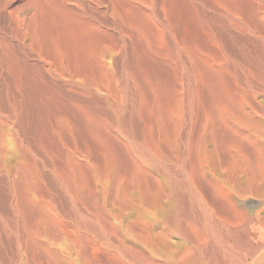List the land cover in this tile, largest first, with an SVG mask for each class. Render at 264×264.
Instances as JSON below:
<instances>
[{
  "label": "rangeland",
  "instance_id": "obj_1",
  "mask_svg": "<svg viewBox=\"0 0 264 264\" xmlns=\"http://www.w3.org/2000/svg\"><path fill=\"white\" fill-rule=\"evenodd\" d=\"M1 1V0H0ZM9 1V0H8ZM26 1H27V4H26ZM69 1H71V0H69ZM75 2V0H72L71 2H69L70 4H72V3H74ZM251 2V4H249L250 2ZM241 0V4L240 5H227V6H219L218 4H216V3H214L213 2V0H211V5H210V3L207 1V0H195V2L193 1V7H192V5H190L189 3H188V1H186V0H182V2L181 3H179V6H180V8L178 7V8H175L177 11H189L190 9V11H196V9H197V11L196 12H199V13H201V15L203 16V14H204V17L205 18H207L208 20H209V22H211L212 21V23H211V25L213 26V27H215V28H217L218 30H219V37L222 39V41L224 42V44H226L225 45V47H226V49H228L227 51H228V53H229V55H230V53L232 54L231 55V57H232V59L234 58V60L236 59V62H238L239 60H240V57H241V60H240V63H239V68L238 69H234V67L233 66H231L232 68H230L231 70H230V72H231V74L233 75L234 74V76H237V77H240L241 79H244L245 77L244 76H246V74L247 73H249V74H247V76H249L250 75V72H252L251 73V75L250 76H255V74L254 73H256V70H258V72H257V74L260 76V75H262V76H260L259 78L260 79H262V77H263V75H264V60H263V58H264V40H262V39H264L263 37H264V26H262V25H264V19H262L263 18V16L262 17H260L261 15H263V13H264V8H262V7H264V5L262 4L261 5V1L262 0ZM252 1H254V3L252 2ZM256 1V2H255ZM5 1H3V3H4ZM23 2V3H22ZM202 2V3H201ZM245 2H246V4H248V5H246L245 4ZM249 2V3H248ZM263 2H264V0H263ZM262 2V3H263ZM2 3V1L0 2V4L2 5L3 4ZM11 5L9 6V7H6V8H3L4 7V5H2L3 7H2V10H1V12H0V15H2L3 14V16H0V18H1V20H0V27L1 26H3V27H1L0 28V43H2V42H6L5 43V45L7 44V41H9V43H10V40H11V37H13V39L11 40V44H7L6 45V47L5 48H7V49H5L3 46H1L0 45V61L2 62H0V140H2V141H0V154L2 153V151H4L3 153H2V155H0L2 158H0L1 159V161H0V264H146V263H148L149 261V264H159L158 262H161V261H163V260H173V261H175L176 259H178V258H180L179 257V255H181L182 256V254L181 253H184V252H186V251H184V249H183V251H181L182 249L181 248H185V250H186V248L188 247H192L191 246V244H188L186 241H185V239L181 236V235H179V234H177L176 232H173V233H175V235L172 233L170 236V238H169V240H170V242L172 243V245H173V248H172V250H171V252L170 253H165L164 251H160V250H163L162 249V247H159V249L157 248L156 249V252H154L155 251V249H150L149 247L147 248V247H145V246H143V247H140V246H142L141 245V243H139V242H141V238H140V236H137V234L138 233H142L143 232V234L145 235V237H147V236H149V234H150V236H152V237H154V235L155 234H157V233H161L165 228H167L166 230H168V228H171L170 227V222H167L166 223V225L167 226H162V222H161V218H160V216L158 215V212H157V210L156 209H154V207H152V206H149V205H147L146 203H144L143 201H141L142 202V204L143 205H138L139 203H140V199H141V194H140V192L139 191H135V198H131V200L129 201V204L127 203L126 204V209L118 216V217H115V213H117V210L118 209H116L117 207H115L114 208V206H119V201H117L116 199H118V200H120V198H121V196H119V194H118V192H117V184L119 183V182H121V181H123V186H122V188L124 187V189H127V190H129L130 189V184H131V180H130V177H131V170L133 171L134 170V167H133V162H132V160L130 159V158H132V157H130L131 155H128V154H130L129 152H128V150L126 149V147H125V139L123 138L122 139V134L124 133V132H126L125 134H129V135H127L128 136V140L130 141V144L132 143V146H134L135 148L137 147L140 151H142L143 150V148H146L147 147V145L150 143V140L152 141V136H150V135H148L149 137V139L147 138V134H149V133H151L152 134V132H151V129H153V130H155V123L153 122L152 123V121H153V119H151L152 117H151V115H149V114H151V108L152 109H155V112L157 113L158 111L159 112H162V115H163V113H164V110L166 109V107H168V106H172V104H173V102H172V99L174 98V96H175V94H176V92H177V85L175 84L176 83V76H174L175 75V73H174V71L173 72H171V73H173L172 75H171V73H169L170 71H172L173 69L171 68V66L169 65V64H167L166 62H165V64H166V67H164L165 66V64H164V61H162L161 63H160V61H158L159 59H156V58H154L153 56L152 57H150L151 55H149V56H147V54L148 53H144V52H142V51H144V50H142V48H143V46H142V44L139 42V41H137L138 39L137 38H135V36L133 35V34H131V35H128L127 36V34H130L131 32H127L126 30H128L127 28H125V27H114V23H113V21H112V19H111V17H110V13H106L107 11H105V18H104V15H103V27L101 28V27H99V29L101 30V34H100V38H99V40L97 41V45H98V48H101L102 50H103V54H105V51H106V54L105 55H103V57H104V64H105V66H107V68H108V71H109V77H111V79L113 78V76H115L111 81H112V83L114 84V85H112L113 86V89H112V91L110 90L109 92H107V93H101V92H99V91H97V90H95L92 86H90V85H87V84H83L81 81H79L78 82V80H73L74 81V83H73V81L72 80H70V79H68V78H63V77H61L59 74H58V70H59V65L57 66V63H59V61H58V59L55 57V54H53V51H55V49L57 50V46L55 47L54 45L56 44H58V42H60L61 43V40L60 41H58L59 39H57L58 38V36H59V38H61V35L59 34V32L56 30V29H53V27H49V29H52L53 30V32H52V30H51V32L50 33H47L48 32V30L46 31V29H45V27H36V29H34L33 27H31V28H29V30H32V31H30L31 33H33L34 35H36L35 37H37V43H38V45H35V46H37V47H35V46H33L32 47V45H34L35 43H36V40H35V37H34V39H33V36H31V33L29 32V37H28V39H27V41L25 40V42H23L22 43V41L20 40L21 38H20V35H18L19 33H20V29H16V30H14L15 28H18V27H15V26H13L14 24H13V18L11 17V19H10V16L8 15V13H10L11 11L10 10H12V11H14V9L15 8H17L18 7V9H19V7L20 6H23L24 8L23 9H19V10H17V11H21V12H17L16 11V9H15V11H16V13H18V14H16V15H18V17H22L23 15H27V13H29V4H28V0H11ZM18 3V4H17ZM195 3H197V4H195ZM204 3V4H203ZM252 3L254 4V5H252ZM160 4V5H159ZM163 5V0H159L158 1V3H157V5H156V10L157 11H160V7ZM181 4V5H180ZM259 4V5H258ZM208 6V7H207ZM242 6V7H241ZM245 6V7H244ZM248 6V7H247ZM167 7V6H166ZM233 7H234V9L236 8V12H234V13H239L238 14V16H237V18L236 17H233L231 14H229V13H233V11H234V9H233ZM239 7V8H238ZM243 7H244V9H246V11L245 10H243ZM250 7V8H249ZM28 8V9H27ZM190 8V9H189ZM208 8H209V10H208ZM217 8V9H216ZM232 9V10H227V9ZM0 9H1V6H0ZM4 9V10H3ZM9 9V10H8ZM25 9V10H24ZM167 10H168V7L166 8ZM194 9V10H193ZM205 9H207V10H205ZM259 9V10H258ZM263 10V12H262V14H261V12H260V10ZM6 10H7V12H6ZM23 10V11H22ZM228 12H227V11ZM243 10V11H242ZM250 10V11H249ZM255 10V14H254V11ZM261 10V11H262ZM3 11H4V13H3ZM202 11V12H201ZM239 11V12H238ZM242 11V12H241ZM244 11L245 12H247L248 13V16H247V13L245 14L244 13ZM205 12V13H204ZM220 12V13H219ZM229 14H227V13ZM241 12V13H240ZM258 12V14H256ZM198 13V14H199ZM224 13V14H223ZM250 13V14H249ZM251 13H252V15H251ZM4 14H6V15H4ZM104 14V13H103ZM221 14H223V16H225V18L227 19H225ZM226 14H227V16H226ZM243 14V17L242 16H239V15H242ZM15 15V16H16ZM210 15V16H209ZM231 15V16H230ZM255 15L256 16H259V20H258V17H256L255 18ZM4 16H6V17H4ZM8 16V17H7ZM109 16V17H108ZM245 16H247V17H245ZM211 17V18H210ZM229 17H230V19H229ZM232 17V18H231ZM253 17L255 18V19H257V21H255V19H253ZM7 18H9V19H7ZM110 18V19H109ZM243 18V19H242ZM245 18H246V20H245ZM109 19V20H108ZM234 19V20H233ZM239 19H240V21H239ZM241 19L243 20V21H241ZM247 19H248V22H247ZM251 19H252V21H251ZM3 20H4V22H3ZM11 22H10V21ZM230 20V21H229ZM234 22H233V21ZM238 22H237V21ZM108 21V23L109 24H107L106 22ZM259 21H260V23L262 22L263 24H260L259 23ZM112 22V23H111ZM219 22L221 23L220 25H222V26H220L219 25ZM227 22V23H226ZM230 22H232L234 25V27L232 26V23H230ZM243 22L245 23V24H243ZM252 22V23H251ZM256 22H258V26L259 27H256L257 26V23ZM13 25H12V24ZM214 23H215V25H214ZM225 23V24H224ZM237 23V24H236ZM241 25V27L239 26V24ZM247 23V24H246ZM3 24V25H2ZM5 24H7V25H9L8 27H7V25L5 26ZM106 24V25H105ZM248 24H250V25H253V26H250L249 25V27H250V29L251 30H253L254 28V30H255V32H258V31H261V34H260V32H258V33H255L254 32V34H252V32H251V30L249 29V27H246V28H248V29H246V28H244L245 26H248ZM11 25V26H10ZM229 25V26H228ZM107 26V27H106ZM231 26V27H230ZM255 26V27H254ZM262 26V27H261ZM6 27V28H5ZM11 27V28H10ZM110 28V30H109V28ZM112 27V28H111ZM196 27H199L198 25H196ZM220 27V28H219ZM225 27V28H224ZM239 27H240V29H242L243 31H241L240 29H239ZM252 27V28H251ZM261 27V30L260 29H258V28H260ZM43 28V29H42ZM231 28V30H229ZM233 28V29H232ZM4 29V30H3ZM35 31H34V30ZM105 29V30H104ZM107 29V30H106ZM122 30V31H124L125 33H126V37L124 36H122V35H120L119 34V30ZM237 31H236V30ZM238 29H239V31H238ZM256 29H258V30H256ZM9 30V31H8ZM10 30H12V31H10ZM19 32H18V31ZM39 31V33H38V31ZM40 30L41 31H44L45 33H43V34H45V35H41L40 33ZM57 32H56V31ZM183 30H184V27H179V29L178 30H176V32L178 31V33H183ZM234 30V31H233ZM16 31V32H15ZM50 31V30H49ZM113 31V32H112ZM226 31V32H225ZM229 31L230 32H232V33H229ZM244 31H245V34H244ZM247 31V32H246ZM4 32H5V34H4ZM35 32H37L38 33V35L40 36L39 38H41V37H43V36H47L48 34H49V36L50 37H47L46 39L48 40L49 38H50V41H49V43H47V45L46 44H43L44 42H45V38L43 37L42 38V40H39L38 39V35H37V33H35ZM56 32V33H55ZM224 32V33H223ZM238 32L240 33V34H238ZM249 32V35H247V33ZM12 35H11V34ZM16 33V34H15ZM18 33V34H17ZM46 33H47V35H46ZM54 33V35H55V38H54V41H55V44L54 45H52V47H51V44H53L54 43V41H51V39L53 38V37H51V35ZM8 34V35H7ZM14 34V35H13ZM21 34V33H20ZM51 34V35H50ZM57 34H59L58 36H57ZM241 35V36H238V35ZM244 34V35H243ZM250 34H251V37H250ZM5 35H7V36H5ZM15 35H16V37H15ZM18 35V36H17ZM228 35V36H227ZM230 35H232V36H230ZM233 35H234V37H233ZM236 35V36H235ZM247 35V36H246ZM253 35V36H252ZM257 35V36H256ZM263 35V37H261V36ZM7 37V38H5V37ZM56 36H57V38H56ZM224 36H226V37H224ZM249 36V37H248ZM255 36L257 37L256 39H253V38H255ZM32 37V38H31ZM116 37V38H115ZM129 37H131V38H129ZM180 37V36H179ZM228 37V38H227ZM230 37H232V38H230ZM240 37V38H239ZM245 37V38H244ZM259 37V38H258ZM10 38V39H9ZM31 38V39H30ZM123 38H125V40L123 39ZM134 38V39H133ZM226 38V39H225ZM234 38V39H233ZM238 40H237V39ZM249 40H248V39ZM18 39V40H17ZM45 39V40H44ZM119 39H120V41H119ZM137 39V40H136ZM231 40V43H230V40ZM245 40L247 43H248V45L246 46V44H245V41H243V40ZM262 40V42H260V41H257V40ZM20 40V41H19ZM29 40V41H28ZM33 40H34V42H33ZM44 40V41H43ZM130 40H133V41H130ZM134 40L136 41V42H138L140 45H141V49L139 48V44L138 43H136V42H134ZM200 40V43H202L201 42V39H199ZM236 40H237V42H236ZM15 41V42H14ZM41 41H43V42H41ZM58 41V42H57ZM232 41H233V43L234 42H236V43H234L235 45H236V47L237 48H239V51L240 52H238L237 53V51H238V49L236 50V47L233 45V43H232ZM257 41V42H256ZM19 42V43H18ZM27 42V43H26ZM32 42V43H31ZM47 42V41H46ZM222 42V43H223ZM228 42V43H227ZM252 42H253V44H252ZM18 45V47L20 48V47H22L21 49H23L22 51H21V49H18V48H16L17 47V45ZM22 43V44H21ZM24 43H26V44H24ZM31 43V47H29V45L28 44H30ZM244 45H243V44ZM259 44V47L256 45V44ZM12 44H14L15 45V47H14V45H12ZM21 44V45H20ZM27 47H24V45ZM50 44V45H49ZM125 44V45H124ZM133 44V47L131 46ZM138 44V45H137ZM251 44V47H253L252 49H251V47L249 46ZM2 45H4L3 43H2ZM23 45V46H22ZM41 46V48H40V50H39V48H38V46ZM46 45V46H45ZM59 45V44H58ZM129 47H128V46ZM232 45H233V47H232ZM238 45H239V47H238ZM243 45V51H241V47L240 46H242ZM253 45H255V48H254V46ZM263 45V46H262ZM10 46H11V49H12V47H13V49L12 50H8V49H10ZM104 46H106V47H104ZM121 46V47H120ZM249 46V47H248ZM257 46V47H256ZM6 50V51H4V49ZM42 47H43V51H42ZM52 48L53 50L51 51V49L50 48ZM103 47L104 48H106V49H103ZM125 47V48H124ZM235 47V48H234ZM246 47V48H245ZM38 48V49H37ZM44 48H48L49 49V51H51V52H48V50L47 51H45L44 50ZM121 48H123L124 50H125V52H124V50H122ZM251 50H250V49ZM257 48V49H256ZM262 48V49H261ZM2 49V50H1ZM30 51H29V50ZM34 49H37V50H34V52H33V50ZM130 51H129V50ZM132 49V50H131ZM231 49H232V51H231ZM234 49V50H233ZM251 51V53H250V51ZM256 51H255V50ZM259 49V51H260V54H259V51H257ZM9 52H8V51ZM28 50V51H27ZM108 50H109V52H108ZM138 50H139V52H138ZM246 50H247V52H246ZM4 53H3V52ZM22 52V55H21V52ZM48 52L47 54H45L46 56H47V58L45 57V56H43L40 52ZM122 51V52H121ZM128 51V52H127ZM231 51V52H230ZM235 51V52H234ZM262 51V52H261ZM36 52H39L41 55H42V57H40L43 61H41V59L39 58V57H37V55L35 54ZM140 52H142V53H140ZM249 52V53H248ZM6 53V54H5ZM25 53V54H24ZM28 53V54H27ZM50 53V54H49ZM54 53H56V51L54 52ZM132 53H135L136 55L138 54V55H144V56H142L143 57V59L141 58V56L139 57V56H135V54H133V55H131ZM140 53V54H139ZM144 53V54H143ZM236 53V54H235ZM242 53V54H241ZM257 53V54H256ZM263 53V54H262ZM27 54V55H26ZM29 54H30V56H29ZM31 54H35V56H33V55H31ZM48 54L50 55V60H48L49 59V57H48ZM51 54H53V55H51ZM112 55V56H109V55ZM125 54H126V56H128V58L126 57V60H125V58H123V56L125 57ZM239 54H241L240 55V57L238 56ZM253 54V55H252ZM255 54V55H254ZM262 54V56L263 57H260V55ZM27 57H26V56ZM146 55V56H145ZM234 55H235V57H234ZM252 55V56H251ZM5 56V57H4ZM105 56H109V57H105ZM131 56V57H130ZM132 56H133V60H131L132 59ZM28 57H29V60H28ZM33 57H35V58H33ZM45 57V58H44ZM112 57V58H111ZM116 57H118V58H116ZM130 57V58H129ZM138 57V58H137ZM145 57H147V60L146 59H144ZM256 57V58H255ZM259 57V58H258ZM26 58V59H25ZM31 58V59H30ZM37 58V59H36ZM47 61H50L51 62V59L53 60L51 63L53 64V63H55L56 64V66H57V68L55 67V65L53 64L52 65V67H50V66H48V65H46L45 63H44V59ZM107 58V59H106ZM113 58H114V61H113ZM124 59V60H122V59ZM142 59V61H141V59ZM149 58H152V59H149ZM243 58V59H242ZM245 58V59H244ZM262 58V61H260V59ZM25 59V60H24ZM106 59V60H105ZM120 61H118V60ZM130 59V60H129ZM137 59V60H136ZM139 59V60H138ZM154 59H156V60H154ZM255 59H259V60H255ZM27 60V61H26ZM109 60V61H108ZM129 60V61H128ZM150 60V61H149ZM244 60V61H243ZM251 60V61H250ZM13 61V62H12ZM23 61V62H22ZM32 61V62H31ZM54 61H56V62H54ZM109 62V63H106V62ZM112 61H113V63H112ZM125 63H124V62ZM131 61H132V63H131ZM154 61V62H153ZM156 61H158L155 65H153ZM247 61V62H246ZM258 61V62H257ZM30 62H31V65H30ZM39 62V63H38ZM44 64H43V63ZM117 62H119V63H117ZM123 62V63H122ZM127 62V63H126ZM138 62V63H137ZM152 62V63H151ZM242 62H244V63H242ZM33 63V64H32ZM35 63H37L36 65H35ZM115 63V64H114ZM133 63L135 64L136 63V65L135 66H133ZM160 64V66H157V65H159ZM245 63H247V65H245ZM251 63V64H250ZM253 63V64H252ZM255 63V64H254ZM263 63V64H262ZM112 66H111V65ZM115 66H114V65ZM116 64H117V66H116ZM128 64V65H127ZM137 64H140V65H142V66H144V65H146L147 67H142V66H140V65H137ZM150 64V65H149ZM163 64V65H162ZM242 64H244V65H241ZM33 65H35L34 67H35V69H33L34 67H31V66H33ZM42 67H41V66ZM120 65V67H118ZM125 67H124V66ZM127 65V66H126ZM149 65V66H148ZM152 65H153V67L155 68V70H154V68L152 69ZM256 66V70H251V68L253 69H255V67H253V66ZM29 66V67H28ZM37 66L39 67L38 69H39V71H37ZM54 66V67H53ZM131 66H133V67H131V70L133 71V73H131L132 71L130 70V67ZM151 66V67H150ZM167 66H169V67H167ZM244 66H250V67H247V69L248 68H250V70L251 71H249V69L247 70L246 69V67L244 68ZM261 66V67H260ZM41 67V68H40ZM111 67V68H110ZM113 67L115 68V70L113 69ZM162 67H163V70H162ZM51 68V69H50ZM54 68V69H53ZM56 68V69H55ZM111 70H110V69ZM124 68V69H123ZM150 68V69H149ZM167 68H169V69H167ZM244 68V72H243V69ZM258 68V69H257ZM14 69V70H13ZM28 69V70H27ZM126 69V70H125ZM139 69V72H137V70ZM142 70V72H143V74L145 75V79L144 78H142L143 80H144V83H143V80H140V78L141 77H143V76H141L142 74H140L139 75V73H142L141 72V70ZM148 69H149V71H148ZM165 69V70H164ZM172 69V70H171ZM233 69V70H232ZM246 69V70H245ZM42 70V71H41ZM55 70V71H54ZM124 70V71H123ZM129 70V71H128ZM146 72H145V71ZM151 70V71H150ZM239 70V71H238ZM15 71V72H14ZM34 71H35V73L37 72V74H35L34 73ZM114 71V72H113ZM128 71V72H127ZM148 71V72H147ZM234 71V72H233ZM245 71H248L247 73L245 72ZM261 71L263 72V74H260L261 73ZM57 72V73H56ZM116 72V73H115ZM117 72H118V76L116 75L117 74ZM124 72V73H123ZM135 72L136 73H138V74H135ZM146 74H145V73ZM149 72H150V74H149ZM240 72H241V74H240ZM43 73L45 74L44 76H43ZM46 73L48 74V75H46ZM52 73V74H51ZM113 73V74H112ZM115 73V74H114ZM120 73V74H119ZM148 73V74H147ZM154 73V74H153ZM242 73H244V75L242 74ZM110 74H111V76H110ZM151 74H153V75H151ZM166 74H169V75H166ZM257 74H256V76H257ZM15 75V76H14ZM38 75V76H37ZM39 75H40V77H41V80H39L40 79V77H39ZM56 75V76H55ZM59 76V78H58V76ZM113 75V76H112ZM124 75V76H123ZM132 75H135V77L133 78L132 77ZM136 75H137V78H136ZM139 75V76H138ZM148 75V76H147ZM155 75V76H154ZM162 76V77H160V76ZM163 75H164V77L166 78L167 76H168V78H164L163 77ZM37 76V77H36ZM49 76V77H48ZM53 76H55V77H53ZM100 76H102V74H100L99 72L97 73V76H96V78H97V80H99V81H103V79H101V77ZM157 76H159L158 78H157ZM171 76L173 77L174 76V78H172V79H175V82H173V84H172V82H169V81H174V80H172L171 79ZM243 76V77H242ZM254 77L256 80L258 79V76L257 77ZM38 77H39V79H38ZM51 77H53V79H51ZM132 77V78H131ZM147 77V78H146ZM149 77V78H148ZM152 77H154V78H152ZM156 77V78H155ZM55 78V79H54ZM121 78H123V79H121ZM128 78H130V79H128ZM160 78H163V80H160ZM61 79V80H60ZM116 79V80H115ZM119 79V80H118ZM125 79V80H124ZM148 79H150V80H148ZM153 79V80H152ZM239 79V78H238ZM263 79H264V77H263ZM50 80V81H49ZM52 80V81H51ZM55 80V81H54ZM70 80V82H68V81ZM122 82H121V81ZM132 80V81H131ZM141 81V82H139V84H138V82L137 81ZM148 80V81H147ZM152 80V82L154 81H156L154 84H155V86H157V87H155V86H153V84H152V82H150ZM158 80H160V81H158ZM167 80V81H166ZM26 81V82H25ZM34 81V82H33ZM60 81V82H59ZM62 81H64L63 83H62ZM71 81H72V83L73 84H71ZM132 82V84L130 83V82ZM134 81H136V83L134 82ZM147 81V82H146ZM158 81V82H157ZM258 81V83H259V88H261L263 85H264V82L262 83V81L261 80H257ZM36 82V83H35ZM57 82V83H56ZM123 83L122 84V86H120V83ZM145 82H146V84H145ZM160 82V83H159ZM163 82H164V84H163ZM40 85H39V84ZM75 83H77V84H75ZM158 83V84H157ZM162 83V84H161ZM169 84V88L174 92L175 91V93H173L170 89H166L165 88V90H167L168 91V93L167 94H169V91H171L170 93H171V95H173V97L170 95V97L169 96H163V94H164V92H165V95H167L166 94V91L164 90V86L163 85H165L166 87H167V85ZM59 84V85H58ZM63 84H65L64 86H63ZM70 84V85H69ZM83 84V85H82ZM119 84V85H118ZM128 84H129V86H128ZM131 84V85H130ZM149 84V85H148ZM150 84L154 87L153 88V91H152V86H151V88L149 87L150 86ZM161 84V85H160ZM167 84V85H166ZM171 84V85H170ZM263 84V85H262ZM75 85H76V87H75ZM85 85V86H84ZM87 85V86H86ZM139 85H141V87H139ZM146 85V86H145ZM160 85V86H159ZM175 85V86H174ZM243 87H244V90L245 91H248V89H247V87H245L243 84H241ZM63 86V87H62ZM70 86V88H68ZM73 86V87H72ZM82 86H84L83 88H82ZM119 86V87H118ZM126 86H127V88H126ZM135 86V87H134ZM143 86H144V90H143ZM147 86L150 88L149 90H148V88H147ZM162 86H163V88H162ZM171 86H172V88H171ZM19 87V88H18ZM32 87V88H31ZM79 87V88H78ZM117 88L116 90H117V92H116V90L114 89V88ZM121 87V88H120ZM146 87V88H145ZM160 87V88H159ZM167 87V88H168ZM173 87H175L174 89L175 90H173ZM125 88V89H124ZM134 88V89H133ZM156 88V89H155ZM86 89V90H85ZM135 89H136V91H135ZM147 89V90H146ZM154 89H155V91H154ZM157 89L159 90V91H157ZM89 90V91H88ZM94 90V91H93ZM122 90V91H121ZM139 90H142L143 92H144V94L142 93V92H140ZM81 91H82V93H81ZM92 91V92H91ZM147 91V92H146ZM149 91V92H148ZM161 91H164V92H162L161 93ZM33 92H35V93H33ZM78 92H80V93H78ZM98 92V93H97ZM113 92H115V94H117V95H115V96H113ZM126 94H125V93ZM130 92V93H129ZM132 92V93H131ZM145 92H146V95L148 94L149 96H147L146 97V95H145ZM152 92V93H151ZM155 93V95H156V97L153 95L152 96V94H154ZM157 92V93H156ZM56 93V94H55ZM99 94V96H97V94ZM110 93V94H109ZM121 94L122 95H124V97H126V101H127V103L129 104V103H131L132 104V106H130V104L128 105V108H125L122 112L121 111H118V109H117V105H116V100H117V98H118V96L120 97L121 96ZM157 94H159L160 96H158ZM162 94V95H161ZM82 97H81V96ZM85 95V96H84ZM112 95V96H111ZM127 95V96H126ZM139 95V96H138ZM151 95V96H150ZM30 96V97H29ZM58 96V97H57ZM93 96L95 97L94 99H93ZM111 96V97H110ZM130 96V97H129ZM132 96V97H131ZM161 96H163L164 97V100L167 102L166 104H165V102L163 101V97H161ZM117 97V98H116ZM139 98V100H137V99H135V98ZM150 97V98H149ZM159 97V98H158ZM165 97H168V98H166L165 99ZM171 97H172V99H171ZM98 98V99H97ZM147 98H149V101H148V99ZM153 98V99H152ZM154 98H155V102H154ZM157 98L158 99H160V101L162 100V102H160L159 100L157 101ZM258 98H259V101L261 100V104L264 106V86L259 90V94H258ZM261 98V99H260ZM130 99V100H129ZM143 99H145V100H147V101H145V104L144 105H146V103L148 104V106L146 105V107H151L152 106V104H153V107H151V108H144V105H143V108L145 109V110H143V108H140V107H142L141 105H142V103H141V100H142V102H143ZM151 99H152V101H151ZM128 100L129 101H131V102H128ZM61 101V102H60ZM138 101L140 102V104L138 103ZM156 101L158 102V105H160V109H157L158 108V105L156 104ZM81 102V103H80ZM89 102V103H88ZM154 102V103H153ZM159 102H160V104H159ZM85 103V104H84ZM108 103V104H107ZM136 103H138V104H136ZM150 103H151V105H150ZM162 103V104H161ZM66 104V105H65ZM87 104H88V106H90L89 108H88V106H87ZM92 106H91V105ZM136 104V105H135ZM157 106H156V105ZM164 104V105H163ZM83 105V106H82ZM108 105V106H107ZM95 106H96V108H95ZM109 106H110V108H109ZM139 106V107H138ZM161 106H163L162 108H164V110H162V108H161ZM88 109H87V108ZM105 107H107L106 109H104ZM138 109H137V108ZM157 107V108H156ZM49 108V109H48ZM134 108V109H133ZM117 109V110H116ZM142 109V110H141ZM89 112L90 111V113H92L93 115H91L90 116V114H89V116L90 117H95L96 115V117L95 118H93L94 119V122L93 121H90L91 123L93 122L94 124L93 125H91V123H89V127H91V129L88 127V125H87V123L89 122L88 121V118H90L89 116L88 117H85L84 116V114L86 115V113H87V111ZM98 110V112L96 113V111ZM108 110H109V112L111 113H109L108 112ZM115 112V114H114V112ZM136 110V111H135ZM139 110V111H138ZM140 110H141V112H140ZM147 110V111H146ZM149 110V111H148ZM158 110V111H157ZM162 110V111H161ZM84 112V114H83V112ZM93 111V112H92ZM103 113H102V112ZM135 111V112H134ZM94 112L96 113V115H94ZM106 112V113H105ZM118 112H119V114H118ZM107 114L106 115V118H105V114ZM141 115H140V114ZM142 113H144V114H142ZM149 113V114H148ZM100 114V115H99ZM115 116H114V115ZM122 114H124V115H122ZM145 114H146V116H145ZM72 115V116H71ZM83 115L85 118H87V119H84L83 117H81V116ZM87 115H88V113H87ZM86 115V116H87ZM126 115H127V117L128 118H126ZM148 115H149V117H148ZM62 116V117H61ZM68 116V117H67ZM75 116V117H74ZM101 116V117H100ZM103 116V117H102ZM114 116V117H113ZM119 116V117H118ZM123 116V117H122ZM135 116V117H134ZM142 116L144 117V118H142ZM21 117V118H20ZM65 117V118H64ZM109 117V118H108ZM115 117H116V119H115ZM139 117H141V118H139ZM150 118L152 121H149L150 119H148V118ZM24 118V119H23ZM64 118V119H63ZM98 118L100 119V118H104L103 119V121H102V119H101V121H99L98 120ZM108 118V119H107ZM119 118H121V119H119ZM125 118V119H124ZM146 118V119H145ZM82 119V120H81ZM92 119V118H91ZM91 119H89V120H91ZM105 119H107L108 121H111V124H110V122H108L107 120H105ZM124 119V120H123ZM130 119V120H129ZM144 119V120H143ZM66 120V121H65ZM68 120L70 121L69 123H68ZM84 120H86L85 121V124L83 123V121ZM98 120V122L97 123H99V122H101V125H99L98 126V124L96 123V121ZM122 120L124 121V123L122 122ZM125 120H126V122H125ZM137 120V121H136ZM142 120V121H141ZM146 120H148L147 122H146ZM105 121H107L106 122V124H105ZM114 121L115 122H117V123H114ZM136 121V122H135ZM146 123H145V122ZM64 122V123H63ZM66 122V123H65ZM103 122V123H102ZM60 123L62 124V125H60ZM109 123V124H108ZM113 123V124H112ZM126 123V124H125ZM136 123V124H135ZM142 124V126L140 127V125ZM145 123V124H144ZM47 124V125H46ZM60 125V129H62V128H64V127H66V128H64L63 130V132H67L68 130L70 131V130H72V128H73V131H70L71 132V136H70V132L68 131V133H69V135L68 134H66L65 135V133H63L64 134V137H63V135L61 134V131L62 130H60L59 129V127H56V125ZM72 125V127H71V125ZM96 124V125H95ZM119 124H121V126L119 125ZM128 124V125H127ZM133 124H134V126H133ZM139 124V125H138ZM154 124V125H153ZM58 125V126H59ZM66 125H68V126H66ZM84 125H86V126H84ZM107 125V126H106ZM112 125H114V126H112ZM117 125V126H116ZM124 125V126H123ZM147 125H149V126H147ZM151 125V126H150ZM62 126V127H61ZM70 126V127H69ZM94 126H98V127H100L101 126V128L99 129L98 127L95 129L94 128ZM104 126H106V127H104ZM112 126V127H111ZM120 126V127H119ZM127 126H128V129H130L129 130V132L127 131L128 129H127ZM147 126V127H146ZM69 127V128H68ZM77 127H78V129H77ZM86 127H87V129H88V131H86L87 129H86ZM118 127H119V129L120 128H122V130L120 129H118ZM134 127V128H133ZM137 127L139 128V129H137ZM143 127V128H142ZM147 129H145V128ZM58 129V132H60V133H58L57 132V129ZM94 128V129H93ZM110 128V129H109ZM112 128V129H111ZM141 128V129H140ZM148 128H149V131H148ZM56 129V130H55ZM80 129V130H79ZM112 130L111 132H110V135H109V131H107V130ZM118 129V130H117ZM187 129V130H186ZM60 130V131H59ZM65 130H67V131H65ZM76 130V131H75ZM91 130V131H90ZM99 130V131H98ZM115 130V131H114ZM133 130V132H131ZM135 130V131H134ZM144 132H143V131ZM152 130V131H153ZM57 132V134H60V137H61V135H62V138H59V137H57V136H59V135H57V134H55L56 132ZM123 133H122V132ZM197 131L198 130H195L193 133H191V135H190V137H192V142H194V140L196 139V136H197ZM86 132H88V133H86ZM108 134H107V133ZM136 132V133H135ZM154 132V131H153ZM187 132H188V128H184V130H183V138L184 137H186V134H187ZM5 134V136H4V134ZM92 133V135L94 136H92V135H90ZM94 133V134H93ZM96 133V134H95ZM114 133V134H113ZM119 133H120V136H119ZM133 133H135V134H133ZM2 134V135H1ZM89 134V135H88ZM115 134H116V136H115ZM118 134V135H117ZM146 134V135H145ZM57 135V136H56ZM85 135H87V137L85 136ZM145 135V136H144ZM153 135V134H152ZM69 136V137H68ZM91 136V137H90ZM111 136H113V139H115V140H112V137ZM115 136V137H114ZM118 136V137H117ZM133 136H136L137 137V139H136V137L134 138ZM141 136V137H140ZM71 137V138H70ZM74 137V138H73ZM117 137V138H116ZM145 137V138H144ZM64 138V139H63ZM69 138L71 139V140H69ZM4 139V140H3ZM75 140L74 142H73V140ZM117 139V140H116ZM141 139V140H140ZM148 140V141H145V140ZM6 140H7V142H6ZM62 140H64V141H62ZM66 140H68V141H66ZM107 140V141H106ZM133 140V141H132ZM139 140V141H138ZM184 140H185V138H184ZM58 141V142H57ZM62 142V145H61V142ZM66 141V142H65ZM71 141V142H70ZM81 141V142H80ZM114 141V142H113ZM120 141V142H119ZM122 141H124L123 142V144H122ZM135 141V142H134ZM52 142V143H51ZM64 142V143H63ZM73 142V143H72ZM103 142V143H102ZM138 142V143H137ZM140 142V143H139ZM144 143V146H142L143 144L142 143ZM65 143H69L70 145H71V143L72 144H74V146H73V148H72V145L70 146V145H68V144H65ZM136 143V144H135ZM52 144V145H51ZM65 144V145H64ZM75 144H77L78 146H76ZM84 144H86V145H84ZM119 144V145H118ZM147 144V145H146ZM2 145V146H1ZM64 145V146H63ZM79 145H80V147H79ZM82 145V146H81ZM114 145L118 148H116L115 147V149H114ZM124 145V146H123ZM62 146V147H61ZM65 146L67 147V151L66 150H64V149H66L65 148ZM139 146V147H138ZM2 147H3V149H2ZM68 147H69V153H68ZM76 147V148H75ZM78 147V148H77ZM143 147V148H142ZM22 149L24 150V149H26V151L24 150V152L22 151ZM113 149V150H112ZM117 149V150H116ZM72 150V151H71ZM89 150V151H88ZM115 150L117 151V154H116V152H115ZM182 150H183V148H182ZM63 152V154H62V152ZM67 153H66V152ZM75 151V152H74ZM77 151H78V153H81V154H83V155H86L87 156V158H88V164L86 165H81L80 164V162L77 160H75L74 158H72L73 157V155H71V154H73V153H77ZM119 151V152H118ZM120 151H122V152H120ZM144 151V153L145 154H143V157H144V159L146 158V160H149L150 159V157H149V153H147V150H143ZM23 152V155L24 154H26L27 152V156H28V154L30 155V157H28L27 158V156L26 155H22L21 153ZM72 152V153H71ZM90 152V153H89ZM77 153V154H78ZM119 153V154H118ZM122 153V154H121ZM124 153V154H123ZM128 153V154H127ZM147 153V154H146ZM182 153V152H181ZM181 153H180V156L179 155H177L176 156V158L177 159H179L178 161L176 160V158H170L171 160H169V161H167L166 162V164L165 165H163V164H160V163H155V162H151L150 164H151V169H150V171L148 172V173H145V175L143 174L142 175V182L144 183V188L146 189V190H148V191H156L157 190V181H160V182H164V183H166V184H168L170 187L172 186V184L173 183H177V184H179L181 187H182V185L184 186L185 185V174L183 173V169H184V166H183V161H182V155H181ZM65 154H67V158L65 157L66 155ZM71 155V158H70V156L69 155ZM111 154V155H110ZM126 154H127V159H129V161L128 160H126ZM176 154H178L177 152H176ZM62 155H65V156H62V160H61V156ZM104 155V156H103ZM119 155V156H118ZM123 155V156H122ZM3 156H5V157H3ZM54 156V157H53ZM114 157L115 159L117 158V157H119V159H118V161H117V159L116 160H113L112 159V157ZM117 156V157H116ZM130 158H129V157ZM24 157V158H23ZM57 159H56V158ZM63 157L65 158L64 160H63ZM110 157V158H109ZM27 158V159H26ZM54 159V160H53ZM27 160V162H25ZM29 160V161H28ZM61 160V161H60ZM70 160V161H69ZM112 160L113 161H117V162H112ZM2 161H5V163L3 162L2 163ZM66 161V162H65ZM126 163H125V162ZM20 162V163H19ZM24 162H25V164H24ZM56 162V163H55ZM64 162V163H63ZM79 162V163H78ZM127 162H128V164H127ZM173 162H175V164H173ZM59 163V165H61V168H60V166L58 165V167H56V165ZM67 163V164H66ZM107 163V164H106ZM115 163V164H114ZM131 163H132V165H131ZM2 164H5V165H3L2 166ZM23 164V165H22ZM56 164V165H55ZM90 164H92V165H90ZM120 164H122V166L120 165ZM169 166H168V165ZM31 165V166H30ZM34 165V166H33ZM65 165H67V167H66V169H65ZM94 165V166H93ZM107 165V166H106ZM132 166L133 168H130V167H128L127 168V166ZM168 166V168H167V166ZM6 166V167H5ZM20 166V167H19ZM27 166H28V168H27ZM64 168H63V167ZM89 166V167H88ZM93 166V167H92ZM113 166H114V168H113ZM165 166V167H164ZM34 167V168H33ZM38 167V168H37ZM54 167H56V168H54ZM160 167V168H159ZM25 170H24V169ZM27 168V169H26ZM59 169L60 171H61V169H62V171H61V173H59L58 174V172L56 171L55 172V170L56 169ZM95 168V169H94ZM174 168V169H173ZM54 169V170H53ZM57 169V170H58ZM64 169V170H63ZM69 169H70V171H69ZM112 169H114V170H112ZM24 170V171H23ZM58 170V171H59ZM108 170V172H109V179L111 180H109V179H107V180H105V179H103L102 181H98L97 180V178H96V176H95V173L97 174V172H100L101 174H105V172ZM158 170V171H157ZM163 170V171H162ZM165 170V171H164ZM176 170V171H175ZM185 170V169H184ZM187 170L190 172V170L187 168ZM40 171V172H39ZM59 171V172H60ZM94 171V172H93ZM34 172H36V176H35V173ZM55 172V173H54ZM34 173V174H33ZM69 173H71V175L69 174ZM112 173L114 174V176L112 175ZM129 173V174H128ZM40 174V175H39ZM58 174V175H57ZM159 174V175H158ZM67 177H66V176ZM70 175V176H69ZM166 175V176H165ZM26 176V177H25ZM64 176V177H63ZM144 176V177H143ZM17 177V178H16ZM56 177V178H55ZM123 177V178H122ZM35 178V179H34ZM66 178V180H64ZM69 178V179H68ZM71 178V179H70ZM73 178V179H72ZM78 178V179H77ZM146 178V179H145ZM161 178V179H160ZM32 179V180H31ZM125 179V180H124ZM60 180V181H59ZM62 180V181H61ZM70 180H72V183H71V181ZM129 180V181H128ZM33 181V182H32ZM35 181H36V183H35ZM73 181H77V183H75V182H73ZM109 181H110V183H109ZM125 181V182H124ZM147 181V182H146ZM42 182V183H41ZM112 182H113V184H112ZM34 183V184H33ZM41 183V184H40ZM62 183H64V184H62ZM71 183V184H70ZM73 183L74 184H76L77 185V187H75V185H73ZM97 183V184H96ZM104 184V185H102V184ZM62 184V185H61ZM107 184V185H106ZM42 185V186H41ZM63 185H66V186H63ZM67 185H73V187H75L73 190H75V192L77 191V189H78V191H79V193H80V196H79V193L77 194V193H75L74 191H71L70 192V189L69 188H71V190H72V186H70V187H68ZM110 185V186H109ZM114 185V186H113ZM31 186V187H30ZM34 186V187H33ZM37 186V187H36ZM102 186H104V189L102 188ZM110 187V189H109V187ZM64 187H65V189H64ZM87 187V188H86ZM98 187H100V188H98ZM106 187V188H105ZM108 187V188H107ZM114 188V189H112V188ZM32 188V189H31ZM66 188H67V190H66ZM97 188H98V190H97ZM38 189V190H37ZM79 189H81L82 191H80ZM92 189H96L95 190V192L94 191H92ZM102 189H103V193H101V191H102ZM112 189V190H111ZM109 190H111V191H109ZM114 190V191H113ZM29 191H31V193L33 194V197H32V194L29 192ZM77 191V192H78ZM96 191H97V193H96ZM107 191H109V192H107ZM112 191L114 192V193H112ZM69 192H70V194H69ZM87 192H89V197L92 199L93 197H94V200L92 199V201H93V203H94V201H97V203H102L101 204V206L99 205V204H93L92 203V205H91V202L92 201H89L90 200V198H89V200H88V196L86 197L85 195H87ZM92 192V195H90V193ZM99 192L101 193V194H99ZM172 192V191H171ZM27 193V194H26ZM35 193H37V194H35ZM72 193H75V194H73L74 195V197H75V195H76V198H74L73 197V195H72ZM104 193H106L105 195H104ZM109 193V194H108ZM112 193V194H111ZM69 194V195H68ZM83 194V195H82ZM85 194V195H84ZM95 194H97V196L95 195ZM116 195V196H114V195ZM180 194V195H179ZM206 194L208 195L209 194V192L207 191L206 192ZM82 197L81 198V201H80V198L78 197ZM104 197H103V196ZM111 196L112 195V197H111V199H110V197L109 196ZM121 195V194H120ZM84 196V197H83ZM92 196V197H91ZM101 196V197H100ZM107 196L109 197L108 199H106L107 198ZM118 196L120 197V198H118ZM173 197L172 198H170L169 199V201L171 200V203L170 204H172L173 205V200L175 201V200H179V198H178V196H180V200H179V202H180V204H181V207L180 208H182V214H181V223H183V228L185 227V229L187 230V229H189V228H198L197 229V231L198 232H200V235L201 234H203V235H205V237L207 236H209V237H212V238H210V240H208L209 239V237L207 238H205L204 236H202L201 235V237H202V239H204L205 241H206V244H205V246H207V248L204 246V248L202 247V248H199V250H198V254H199V257L202 259V261H201V259L199 258V260L200 261H198V262H201L200 264H221V263H225V262H227V263H225V264H251L253 261V258L251 257V256H247V258H245L246 256H244V254L243 253H245V254H247V249L245 248V246H242L243 244L240 242H238V241H235L234 239H232V237H231V235L230 234H232V232L230 231L231 230V227H229L228 225L227 226H225L224 225V223H222V222H220L219 220H216V219H212L211 218V220L208 218V221H209V223H205V221L207 222V218L205 219V217L203 216V213L200 211V209H198L199 207H198V205H196V204H194V203H192V200L190 199V197L188 196V194H184L183 196H182V193L180 192V193H178V194H174V195H172ZM78 197V198H77ZM98 197V198H97ZM113 197H115V199H113ZM50 198V199H49ZM83 198H87V202L84 200V201H82V199ZM102 198V199H101ZM138 198V199H137ZM35 199V200H34ZM72 199V200H71ZM78 199H79V201H78ZM104 199L106 200V201H110V203L109 202H104ZM110 199V200H109ZM76 200H77V205H74V203L76 202ZM99 200H101V201H99ZM112 200V201H111ZM114 200H115V202H114ZM32 201H34V202H32ZM73 201V202H72ZM88 201H89V203H88ZM169 201H168V203H169ZM80 202V203H79ZM83 202L84 203H87V206L85 205V204H83ZM104 202V203H103ZM114 203V205H113V203ZM133 202V203H132ZM136 202H138L137 204H135ZM47 203H48V205H50V204H52V206L50 205V206H48L47 205ZM54 203H55V205L56 206H54ZM81 203H82V205H81ZM108 203V205H106ZM188 203H189V205H188ZM191 203V204H190ZM44 204V205H43ZM115 204H118V205H115ZM84 205V206H83ZM91 207H90V206ZM95 205H98V206H100V207H102L101 209H102V212H101V210H100V207H98L97 208V206L96 207H94ZM102 205H104V206H102ZM111 205H113L112 207H111ZM46 206V207H45ZM105 206H106V208H105ZM134 206V207H133ZM187 206H189V207H191V208H189L188 207V209H187ZM50 207V208H49ZM51 207H56V208H52V211H51ZM83 207H85V209L83 208ZM108 207H111V208H109L108 209ZM131 207L132 208H135V210L137 209H139L138 211H136L135 212V210H133V212L131 211V213H130V211L128 212L127 211V208H128V210H130L131 209ZM141 207V208H140ZM145 207H147L148 208V211L146 210V208ZM149 207L151 208V209H149ZM195 207V208H194ZM196 207H198V208H196ZM262 207H264V202H263V205H262ZM261 207V208H262ZM97 208V209H96ZM113 208H114V210H113ZM145 208V209H144ZM153 208V209H152ZM217 208V211L215 210V208H214V210L216 211V212H214V215L215 216H217L218 214L220 215V216H224V214H222L223 213V211H221V209H219L218 207H216ZM18 209V210H17ZM57 209V210H56ZM99 209V211L100 212H97V210ZM141 209H143V210H146V211H143V210H141ZM170 209L172 210L173 209V207H170ZM184 209H185V211H184ZM190 209H192L193 210V212H194V214H191L190 212L192 211V210H190ZM220 211H219V210ZM54 210L56 211V212H54ZM89 210H90V212H89ZM153 210H156L155 212H153ZM195 210V211H194ZM199 210V211H198ZM19 211V212H18ZM50 211V212H49ZM109 211H111V212H109ZM139 211H141V216L143 217V219H141L142 217L140 216L139 217V215H140V212ZM143 211V212H142ZM187 211H190L188 214V216H189V218L188 217H186L185 215L187 214ZM197 211V212H196ZM221 212V213H219V212ZM113 212V213H112ZM138 212V213H137ZM145 212V213H144ZM152 212V213H151ZM156 212H157V215H156ZM196 212V213H195ZM18 213H19V215H18ZM54 213V214H53ZM57 215H56V214ZM84 213V214H83ZM87 213V214H86ZM90 213V214H89ZM109 213V214H108ZM126 214L127 216H125L124 218H122V219H124V220H122L121 219V217H123L124 216V214ZM129 213H130V215H131V218H130V215H129ZM137 213V214H136ZM144 213V214H143ZM149 215V213H151V214H155L154 215V217H153V215H151V216H147V214ZM184 213V214H183ZM197 213H199L200 214V216H199V214H197ZM96 214V215H95ZM100 214H102V216L100 215ZM104 214V215H103ZM106 214V215H105ZM115 214V215H114ZM202 214V215H201ZM86 215V216H85ZM123 215V216H122ZM134 215H135V217H134ZM144 215V216H143ZM146 215V216H145ZM198 215V216H197ZM226 215V214H225ZM52 216V217H51ZM88 216V217H87ZM106 216V217H105ZM114 216V217H113ZM191 216V217H190ZM227 216V215H226ZM226 216H224L223 218L224 219H226ZM58 217H59V219H58ZM87 217V218H86ZM91 217V219H92V217L94 218V221H93V223H92V220L91 219H89ZM105 217V218H104ZM108 217V218H107ZM127 217H129V219H127ZM138 217V218H137ZM185 217L186 218H188L187 220L185 219ZM219 217V216H218ZM221 217V218H222ZM101 218V219H100ZM104 218V220H106L108 223L106 224H104V223H102V222H106V221H103L102 219ZM115 218H117V219H115ZM134 218H136V219H134ZM145 218H146V220H145ZM153 218H155V219H153ZM220 218V217H219ZM84 219H85V222H84ZM88 219V220H87ZM100 219V220H99ZM110 219L113 221H110ZM132 219H133V221H142V222H144V221H147L146 223H149V225L151 226V228H150V233L148 232V230L147 231H140V229L138 228V226L137 225H134L135 226V231H134V229H133V231L131 232H128V229L126 228V225H125V223L126 224H132L133 223V221H132ZM138 219H140V220H138ZM149 221H148V220ZM151 219H153L152 221H151ZM183 219H185V222L187 221V226H186V224H185V222L183 221ZM192 219H194V220H192ZM198 219V220H197ZM199 219H200V221H199ZM202 219H204V223H203V220ZM91 220V221H90ZM97 220V223L95 222ZM121 220V221H120ZM128 220H130V221H128ZM87 221V222H86ZM102 221V222H101ZM109 221H110V223H109ZM123 221V222H122ZM124 221H127V222H124ZM59 222V223H58ZM74 222V223H73ZM95 222V223H94ZM101 224H100V223ZM199 222H201V224L202 225H200V223ZM37 223L39 224V225H37ZM75 223H76V225H75ZM114 223V226H117L118 228H120V224H121V226L123 227V229H122V227L120 228V232L118 233L117 232V235H116V233H115V231H114V229H113V227H111L112 226V224ZM151 223H154L153 225H151ZM168 223L170 224L169 226H168ZM190 223V224H189ZM199 223V224H198ZM217 223V224H216ZM43 224H45V225H43ZM71 224V225H70ZM74 224V225H73ZM86 224V225H85ZM97 224V225H96ZM99 224H100V226L102 225V226H108V227H105V229L102 227V229H104L103 230V232H101L100 233V230H99V228L101 229V227H99ZM104 224V225H103ZM110 224V225H109ZM117 224V225H116ZM124 224V225H123ZM185 224V225H184ZM206 224H207V226H206ZM214 224H215V226H214ZM191 227H190V226ZM197 225V226H196ZM209 225V226H208ZM219 225V226H218ZM39 226V227H38ZM79 226V227H78ZM94 226V227H93ZM201 226V227H200ZM212 226V227H211ZM223 226V227H222ZM260 227H261V229L260 228H256L255 230H254V232H252L253 234H251V236H252V238H254V242H257V243H255V246H258V245H264V222L261 224V225H259ZM258 226V227H259ZM263 226V227H262ZM24 227V228H23ZM57 227V228H56ZM85 227H86V229H85ZM99 227V228H98ZM202 227H205V231H204V229L202 228ZM206 227H208L207 229H206ZM225 227H228V228H225ZM44 228H46V230L44 229ZM76 228H80V229H76ZM154 228V229H153ZM201 228V229H200ZM211 228V229H210ZM213 228V229H212ZM220 228V229H219ZM61 229V230H60ZM64 229V230H63ZM70 229V230H69ZM72 229V230H71ZM102 229H101V231H102ZM163 229V230H162ZM203 229V230H202ZM209 229V230H208ZM214 229H216L215 231H214ZM223 229V230H222ZM230 229V230H229ZM263 229V230H262ZM84 230V231H83ZM88 230V231H87ZM91 230V231H90ZM93 230H95L96 232H94ZM99 230V231H98ZM122 230V231H121ZM152 230V231H151ZM154 230V231H153ZM207 230L209 231V232H207ZM223 231V233H222V231ZM259 230H260V232H259ZM45 232V234H44V232ZM49 231V232H48ZM68 231V232H67ZM80 231H82V232H80ZM98 231V232H97ZM105 231V232H104ZM107 231V232H106ZM123 231H126V234H125V232L123 233ZM159 231V232H158ZM217 231V232H216ZM221 231V232H220ZM88 234H87V233ZM135 232H138V233H135ZM152 232V233H151ZM211 232V233H210ZM219 232H220V234H219ZM230 232V233H229ZM255 232H257V233H255ZM32 233H34V234H32ZM82 233V234H81ZM97 233V234H96ZM104 233H106V234H109V237H108V235H106V234H104ZM114 233V234H113ZM149 233V234H148ZM262 233V234H261ZM31 234H32V236H31ZM90 234V235H89ZM92 234H95V235H93L94 236V238L96 239L97 238V236H100L101 234H104V235H101V236H104V237H102V239H101V236H100V238L98 239H96L97 241H95V239L94 238H92L93 236H92ZM112 234V235H111ZM131 234V235H130ZM135 234V235H134ZM148 234V235H147ZM152 234V235H151ZM199 234V233H198ZM210 234V235H209ZM213 236H212V235ZM217 234H219L220 236H221V238L220 237H218L219 235H217ZM224 234V235H223ZM36 235H37V237H36ZM49 237H48V236ZM106 235V236H105ZM115 236L114 237V239L111 237V236ZM121 235H124V236H122V237H120ZM159 235V234H158ZM172 235H174V236H172ZM260 235V236H259ZM51 236V237H50ZM77 236V237H76ZM92 236V237H91ZM128 236V237H127ZM137 236V237H136ZM157 236V235H156ZM155 236V237H156ZM215 236H216V238H215ZM34 237V238H33ZM47 237V238H46ZM107 239H106V238ZM118 237V238H117ZM121 238V242H123V239L124 238H126L128 241L126 242V240H124V243L126 244V245H129V243H130V246L131 245H133L134 246V248H136V251H135V253L134 252H132V254H133V256L134 257H132V256H129V255H131L130 253H128L127 255H126V253L127 252H130V251H128L127 249V251L125 250V249H123L122 247H120L119 245L121 244V242L118 240V239H120ZM134 237H135V239H136V241H139V242H134L135 241V239H134ZM174 237V238H173ZM223 237V238H222ZM103 238H105L106 239V241H104L105 239H103ZM129 238H130V240H129ZM137 238H140V240L139 239H137ZM178 238V239H177ZM227 238V239H226ZM230 240H229V239ZM35 239H38L39 241H37V240H35ZM42 239H43V241H42ZM46 239V240H45ZM48 239V240H47ZM94 239V240H93ZM101 239V240H100ZM110 239V240H109ZM180 239V240H179ZM221 239H223V240H221ZM91 240V241H90ZM93 240V241H92ZM109 240V241H108ZM116 240H117V242H116ZM215 240H217V241H215ZM260 240V241H259ZM45 241V242H44ZM51 241V242H50ZM108 241V243L106 244V242ZM120 243H119V242ZM134 242L135 244H132L131 242ZM173 241V242H172ZM177 241V245L176 244H174V242H176ZM179 241V242H178ZM182 241V242H181ZM223 241H224V243H223ZM227 241V242H226ZM262 241V242H261ZM39 242H40V244H39ZM49 242V243H48ZM92 242H94V244L92 243ZM98 242V243H97ZM104 242V243H103ZM219 242V243H218ZM260 242H261V244H260ZM44 243V244H43ZM52 243V244H51ZM92 243V244H91ZM115 243H117V244H115ZM137 243V244H136ZM182 244V246H184V247H182L181 246V244ZM217 244V247H216V244ZM221 243V244H220ZM226 243H228V244H226ZM238 243V244H237ZM46 247H44L43 245ZM51 244V245H50ZM99 244V245H98ZM106 245V247L107 248H105V245ZM115 244V247H113V245ZM119 244V245H118ZM180 244V245H179ZM211 244H215L214 245V247L216 248V250L214 249V247L211 245ZM223 244V245H222ZM83 245H84V247H83ZM95 245V246H94ZM99 246V249H101V250H99L98 249V247L97 246ZM102 245H104V246H102ZM177 247H176V246ZM211 245V246H210ZM219 245H220V248H219ZM228 245V246H227ZM232 245H237L236 247L235 246H232ZM241 245V246H240ZM49 246H51V247H49ZM80 246V247H79ZM86 246H88V247H86ZM90 246V247H89ZM179 246V247H178ZM211 248H213L212 250L210 249V247ZM229 246H230V248H229ZM240 246V247H239ZM97 247V248H96ZM101 247V248H100ZM104 247V248H103ZM117 247V248H116ZM120 247V248H119ZM223 247H224V250H223ZM227 247V248H226ZM232 247H234L233 249H232ZM79 248V249H78ZM114 248V249H113ZM116 248V249H115ZM119 248V252L117 251V249ZM176 248V249H175ZM181 249V250H177V249ZM211 250H209V249ZM226 248V249H225ZM91 251H90V250ZM95 250V252H94V250ZM102 249L104 250V249H106V250H104V252H102ZM123 249V250H122ZM142 251H141V250ZM144 249V250H143ZM150 249V250H149ZM198 248H196V247H194L193 249H192V251L194 250L195 252H192V251H190V253H191V255H190V257H192L193 255H194V253H195V258L197 257V255H196V253H197V250ZM228 249V250H227ZM230 249H232V250H230ZM236 249H238V252L236 251L235 252V250ZM51 250V251H50ZM79 250V251H78ZM140 250V251H139ZM201 250V251H200ZM208 250V251H207ZM233 250H234V252H233ZM244 250V251H243ZM81 251V252H80ZM93 251V252H92ZM110 251V252H109ZM114 251V252H113ZM115 251H117L116 253L118 254H116L115 253ZM123 251H125L124 253H123ZM147 251H148V253H147ZM152 251V252H151ZM174 251H176L175 253H176V255H174L175 253H173ZM180 252V253H177V252ZM204 251V252H203ZM218 251V252H220V253H222V258L220 257V253H218L217 252V254H216V252ZM226 251V252H225ZM228 251V252H227ZM241 251V252H240ZM83 252V253H82ZM92 252V253H91ZM97 252H98V255H97ZM100 252H101V254H100ZM114 253L115 255H113L112 254V256H111V253ZM122 253L121 255L119 254V253ZM137 252V253H136ZM147 254L146 256H144L145 255V253ZM159 252H162V253H159ZM163 252L165 253V254H163ZM208 252H210L209 253V255H208ZM212 252V253H211ZM240 252V253H239ZM139 253H142V256L139 254ZM152 253V254H151ZM192 253H193V255H192ZM214 253V254H213ZM241 255V256H239V254ZM58 256H57V255ZM97 256H96V255ZM100 254V255H99ZM138 256V258H137V256ZM206 256H205V255ZM219 254V255H218ZM238 256H237V255ZM95 255V256H94ZM148 255L150 256V259H149V257H148ZM164 255H166V256H164ZM169 255V256H168ZM184 255V254H183ZM217 255H218V257H217ZM89 256V257H88ZM107 256H109V257H107ZM114 256V257H113ZM119 256H121V257H119ZM123 256V257H122ZM125 256H126V259H125ZM160 258H159V257ZM164 258H163V257ZM168 256V257H167ZM226 258H225V257ZM231 256V257H230ZM244 256V257H243ZM111 257H113V258H111ZM116 257V258H115ZM119 257V258H118ZM131 257L133 258L130 262L128 261V260H130L131 259ZM139 257H142L143 259H145L146 257L148 258V260H147V262L144 260L143 261V259H141V258H139ZM145 257V258H144ZM162 257V258H161ZM170 257V258H169ZM189 257V256H188ZM243 257V258H242ZM97 258V259H96ZM118 258V259H117ZM127 258H130V259H128L127 260ZM135 258H137V259H135ZM154 260H153V259ZM160 259V261H158V259ZM165 258H169V259H165ZM193 258V257H192ZM198 258V257H197ZM224 258V259H223ZM232 258V259H231ZM125 259V260H124ZM135 259V260H134ZM223 259V260H222ZM231 259V260H230ZM244 259H246V260H244ZM85 260H87V262L85 261ZM98 260V261H97ZM111 260V261H110ZM120 260V261H119ZM124 260V261H123ZM129 262H127V261ZM138 260H142V261H138ZM206 260V261H205ZM209 260H211V261H209ZM212 260H215V261H212ZM219 260V261H218ZM222 260V262H220ZM230 260V261H229ZM134 261H135V263H134ZM137 261V262H136ZM203 261H204V263H203ZM218 261V262H217ZM232 261V262H231ZM235 261V262H234ZM246 261V262H245ZM120 262V263H119ZM131 262H133V263H131ZM140 262H142V263H140ZM195 262H196V264H197V261H196V259H195ZM195 262H194V264H195ZM206 262H208V263H206ZM215 262V263H214ZM217 262V263H216ZM249 262V263H248ZM251 262V263H250ZM223 263V264H224ZM199 264V263H198Z\"/></svg>",
  "mask_w": 264,
  "mask_h": 264
},
{
  "label": "bare ground",
  "instance_id": "obj_2",
  "mask_svg": "<svg viewBox=\"0 0 264 264\" xmlns=\"http://www.w3.org/2000/svg\"><path fill=\"white\" fill-rule=\"evenodd\" d=\"M2 3L3 1H5L2 5H4V7L0 4L1 6V9H0V12L2 10V7L3 8H6V7H9L12 3H11V0H1ZM0 1V2H1ZM14 1V0H13ZM72 1V0H71ZM69 0H28V4H29V13H27V15H23L21 18L18 17V13H16L17 10H19L21 7V9H23L24 7L23 6H20L19 9L18 7L14 9V11L10 10L11 12L8 13V15L10 16V19L11 17L13 18V26L15 27H18V28H15L14 30L16 29H20V33L18 35H20V40L23 42H25V40L27 41L28 37H29V32L32 31V30H29V28L33 27L34 29H36V27H45L46 31L48 30L47 33H50L52 29H49V27H53V29H56L59 34L61 35V38H59V34H57L56 38L59 39L58 41L61 40V43L58 42V44L56 45L55 44V41H54V38H55V35L54 33L51 35V37H53L51 39V41H54L53 44H51V47L52 45H54L57 50L55 49L56 53H54L55 51H53V54H55V57L58 59L59 63H57V66L59 65V70H58V74L63 77V78H68L70 80H78L81 81L83 84H87V85H90L92 86L95 90L101 92V93H107L109 92L110 90L112 91L113 89V86L114 85L112 83V79L115 77L113 76V78L111 79V77H109V71H108V68L107 66H105L104 64V57L103 55L106 54V51H105V54H103V50L101 48H98V45H97V41L99 40L100 38V34L102 33L101 30L99 29V27H103L104 25L102 24L103 23V19L105 18V11H107L106 13H110V17L113 21V23L115 24L114 27H125L127 28L128 30H126L127 32H131L130 34H127L128 35H131L133 34L135 36V38H137L136 40L139 41L143 48L142 52H146L148 53L147 56L151 55L150 57H154L156 59H159L158 61H160V63L162 61H164V64L165 62L167 64H169L171 66V69L172 71H170L169 73L173 72L175 73L174 76H176V85H177V92L174 96V98L172 99L173 95H171V89L168 87L169 84L167 85V87L165 85L164 86V90L165 88L166 89H170L171 91H169V94L172 96L171 99H172V106H168L166 107V109L164 110V108H162L163 106H161L162 110H164V113L162 115V112H158L156 113L155 112V109H152L151 107H153V104L151 107H146V105L148 106V104L146 103L145 104V99H143V102L141 100V103L142 105L140 104V102L138 101V103L142 106L140 108H143V105H144V108H151V119H153V121L148 118L149 115H148V119H150L149 121H152V123L154 122L156 125H155V130L151 129V133L147 134V138L149 137L148 135L152 136V141L150 140V143L147 145L146 148H143V150H147V153H149V157L150 159L149 160H146V158L144 159L143 157V154L144 151H140L137 147L135 148L134 146H132V143L130 144V141L128 140V136L129 134H125L126 132H122L123 136H122V139L124 138L126 141H125V147L126 149L128 150V152L130 154L128 155H131L130 158L133 162V167H134V170L132 171L131 170V177H130V180H131V184H130V189L127 190V189H124V187L122 188L123 186V181L119 182L117 184V192L119 194V196H121V198L118 196V198H120V200L116 199L117 201H119V206H114L117 207L116 209L117 210V213H115V217H118L125 209H126V204L128 203L129 204V201L131 200V198H135V191H139L140 194H141V199H140V203L138 205H143L141 201H143L144 203H146L147 205L149 206H152L154 207V209L157 210L158 212V215L160 216V218L162 219L161 220V224L162 226H167L166 223L167 222H170V224L168 223V226L170 225L171 228H168V230H166L167 228H165L161 233H157L154 235V237L150 236V228L151 226L149 225V223H146L147 221H133V223L130 221L132 224H126V228L128 229V232H132L133 229L135 231V226L134 225H137L138 228L140 229V231L144 230V231H147L148 230V234L149 236L145 237V235L143 234V232L141 233H138V232H135V233H138L137 236H140L141 238V242L139 241H136L135 237V241L134 242H139L141 243L142 246L140 247H149L150 249H155L154 252H156V249L159 247H162L163 250H160V251H164L165 253H170L172 248H173V245L172 243L170 242L169 238L171 237L170 235L173 233V232H176L177 234L181 235L185 241L188 243V244H191V248L187 247L186 250L185 248H181V249H177V250H181L183 251H186L184 253H181V255H179L180 258L176 259L175 261H171V260H163L161 262H158L159 264H194L195 262V259L197 261V264L201 263V262H198L200 261L199 260V254H198V250L199 248H204L205 244H206V241L204 239H202L201 235L205 237V235L201 234L200 235V232L197 231L196 228H192L190 225L191 228L189 229H185V227L183 228V223H181V210L182 208L181 207V204L179 202L180 200V196H178L179 200H173V205L170 204L171 203V200L169 201L170 198H172L175 193L178 194V193H182V196L184 194H188V196L190 197V199L192 200V203L198 205V209H200V211L203 213V216L205 217V219L207 218V222L205 221V223H209V221L212 219H216V220H219L220 222L224 223L225 226H229L231 227V232L232 234L231 237L232 239H234L235 241H238L239 243L241 242L243 245L242 246H245V248L247 249V254L243 253L244 256H246L245 258H247V256H251L253 258V262L251 264H264V245H258V246H255V243L257 242H254V238H252L251 234H253L252 232H254V230L256 228H260L261 227L259 225H261L263 222H264V207H262L263 205V202H264V106L261 104V100L259 101V98H258V94H259V90L264 86L259 88V83H258V79L259 80H263L262 83L264 82V75L262 77V79H260L262 75H258L257 72L258 70H256V66H253L255 67V69L251 68V70H256V74L258 76V79L256 80L253 76H250L251 73L253 72H250V75L247 76V73L248 71H245L247 74L246 76H244L245 78L244 79H241L240 77H237V76H234V74L232 75L231 72H230V68H232L231 66L234 67V69H238L239 67V63H240V60H241V57L240 55L242 54H239L238 56L240 57V60L238 62H236V58L234 60V58L232 59L231 57V53L229 55L228 53V49H226L225 45L224 44V40L222 41V39L219 37V30L215 27H213L211 25L212 21L209 22V20L207 18L204 17V14L203 16L201 15V13L199 12H196V11H177L175 8H180L179 6V3L182 2V0H163V5L160 7V11H157L156 10V5L158 3L159 0H75L74 3L70 4L69 2H71ZM188 1V3L190 5H192L193 7V1L195 2V0H186ZM202 1V0H201ZM210 5H211V0H207ZM247 1V0H246ZM249 1V0H248ZM258 1V0H257ZM214 3L218 4L219 6H227V5H240L241 4V0H213ZM250 2V1H249ZM248 2V3H249ZM254 3V1H252ZM256 2V1H255ZM259 2V1H258ZM263 0L261 1V5L263 4L264 5V2ZM23 3V2H22ZM202 3V2H201ZM252 3V5H254ZM18 4V3H17ZM26 4H27V1H26ZM197 4V3H195ZM204 4V3H203ZM246 4V2H245ZM251 4V2L249 3ZM160 5V4H159ZM181 5V4H180ZM248 5V4H246ZM259 5V4H258ZM12 6V5H11ZM168 7V10L166 9ZM249 6V5H248ZM247 6V7H248ZM208 7V6H207ZM242 7V6H241ZM245 7V6H244ZM243 7V10L246 11V9H244ZM239 8V7H238ZM250 8V7H249ZM264 8V7H262ZM28 9V8H27ZM217 9V8H216ZM227 9V8H226ZM234 9V7H233ZM4 10V9H3ZM9 10V9H8ZM25 10V9H24ZM105 10V11H104ZM194 10V9H193ZM207 10V9H205ZM209 10V8H208ZM229 10V9H227ZM226 10V11H227ZM232 10V9H230ZM229 10V11H230ZM242 10V11H243ZM259 10V9H258ZM262 10V9H261ZM261 14L263 12V10L261 11ZM23 11V10H22ZM241 11V12H242ZM244 13L246 14L247 12ZM250 11V10H249ZM7 12V10H6ZM17 12H21V11H17ZM202 12V11H201ZM228 12V11H227ZM226 12V13H227ZM236 12V8L234 9L233 13H229L231 14L233 17H236L238 16L239 13H234ZM239 12V11H238ZM240 12V13H241ZM254 14H255V10L253 11ZM4 13V11H3ZM16 13V14H15ZM104 13V14H103ZM199 13V14H198ZM205 13V12H204ZM220 13V12H219ZM224 14V13H223ZM223 14H221L223 16ZM228 14V13H227ZM226 14V16H227ZM228 14V15H229ZM250 14V13H249ZM258 14V12L256 13ZM6 15V14H4ZM16 15V16H15ZM103 15H104V18H103ZM109 15V14H108ZM230 15V16H231ZM252 15V13H251ZM0 16H3L0 15ZM210 16V15H209ZM239 16H242L243 17V14L242 15H239ZM247 16H248V13H247ZM245 16V17H247ZM253 16V15H252ZM262 19H264V13L263 15H261L260 17H262ZM6 17V16H4ZM8 17V16H7ZM109 17V16H108ZM225 18V16H223ZM258 17V20H259V16H256L255 15V18ZM103 18V19H102ZM211 18V17H210ZM232 18V17H231ZM253 17V19H255ZM9 19V18H7ZM110 19V18H109ZM108 19V20H109ZM226 19V18H225ZM230 19V17H229ZM243 19V18H242ZM241 19V21H243ZM1 20V18H0ZM227 20V19H226ZM234 20V19H233ZM232 20V21H233ZM246 20V18H245ZM10 21V20H9ZM230 21V20H229ZM237 21V20H236ZM240 21V19H239ZM252 21V19H251ZM255 21H257V19H255ZM4 22V20H3ZM11 22V21H10ZM234 22V21H233ZM238 22V21H237ZM247 22H248V19H247ZM107 24L108 21L106 22ZM112 23V22H111ZM227 23V22H226ZM232 23V22H230ZM252 23V22H251ZM257 23V26L256 27H259L258 26V22ZM260 23V21H259ZM221 23L219 22V25ZM225 24V23H224ZM237 24V23H236ZM239 24V23H238ZM243 24H245L243 22ZM247 24V23H246ZM260 24H263L262 22ZM1 25V24H0ZM3 25V24H2ZM7 24H5L6 26ZM106 25V24H105ZM196 25H198L199 27H196ZM215 25V23H214ZM234 24L232 23V26ZM242 25V24H241ZM241 25L239 24V26L241 27ZM250 24H248V26H245L244 28L246 27H249ZM9 25H7L8 27ZM11 26V25H10ZM222 26V25H220ZM229 26V25H228ZM250 26H253V25H250ZM264 26V25H262ZM261 26V27H262ZM3 27V26H1ZM0 27V28H1ZM107 27V26H106ZM179 27H184V30H183V33H178V31L176 32V30L179 29ZM231 27V26H230ZM234 27V26H233ZM239 27V29H240ZM255 27V26H254ZM261 27L258 28L261 30ZM6 28V27H5ZM11 28V27H10ZM109 28V27H108ZM112 28V27H111ZM220 28V27H219ZM225 28V27H224ZM252 28V27H251ZM32 29V28H31ZM33 29V30H34ZM43 29V28H42ZM233 29V28H232ZM238 29V31H239ZM248 29V28H246ZM250 29V27H249ZM248 29V30H249ZM255 29V28H254ZM251 30L252 34H254L255 30ZM256 29V30H258ZM4 30V29H3ZM50 30V31H49ZM55 30V31H56ZM105 30V29H104ZM107 30V29H106ZM110 30V28H109ZM231 30V28L229 29ZM236 30V29H235ZM241 31H243L242 29H240ZM9 31V30H8ZM12 31V30H10ZM18 31V30H17ZM18 31V32H19ZM35 31V30H34ZM38 31V30H37ZM56 31V32H57ZM234 31V30H233ZM237 31V30H236ZM16 32V31H15ZM40 34L42 35L43 33H45L44 31H41L40 30ZM53 32V30H52ZM55 32V33H56ZM113 32V31H112ZM128 32V33H129ZM226 32V31H225ZM247 32V31H246ZM260 32L261 34V31H258ZM258 32H255V33H258ZM31 33V32H30ZM37 33V32H35ZM39 33V31H38ZM37 33V35H38ZM46 33V35H47ZM224 33V32H223ZM229 33H232L229 31ZM5 34V32H4ZM11 34V33H10ZM16 34V33H15ZM119 34L122 35L123 37L125 36L126 37V33L124 31H122L121 29L119 30ZM238 34H240L238 32ZM237 34V35H238ZM244 34H245V31H244ZM243 34V35H244ZM8 35V34H7ZM5 35V36H7ZM12 35V34H11ZM14 35V34H13ZM17 35V36H18ZM34 34L31 33V36H33ZM45 35V34H43ZM242 35V34H241ZM241 35H238V36H241ZM247 35H249V32L247 33ZM246 35V36H247ZM4 36V37H5ZM36 35L33 36V39ZM180 36V37H179ZM228 36V35H227ZM232 36V35H230ZM236 36V35H235ZM253 36V35H252ZM257 36V35H256ZM255 36V38L253 39H256L257 37ZM261 36V35H260ZM16 37V35H15ZM40 36L38 35V39L39 40H42V38L44 37L45 39L47 37H50L49 34L47 36H43L41 38H39ZM226 37V36H224ZM234 37V35H233ZM249 37V36H248ZM250 37H251V34H250ZM263 37V35L261 36ZM7 38V37H5ZM17 38V37H16ZM32 38V37H31ZM30 38V39H31ZM116 38V37H115ZM131 38V37H129ZM228 38V37H227ZM232 38V37H230ZM240 38V37H239ZM245 38V37H244ZM259 38V37H258ZM264 38V37H263ZM10 39V38H9ZM13 39V37H11V40ZM37 39V37H35V40ZM44 39V40H45ZM125 40V38H123ZM132 39V38H131ZM134 39V38H133ZM201 39V42L200 43V40ZM226 39V38H225ZM234 39V38H233ZM237 39V38H236ZM248 39V38H247ZM11 40H10V43L9 41H7V44H11ZM14 40V39H13ZM18 40V39H17ZM19 40V41H20ZM43 40V41H44ZM230 40V39H229ZM238 40V39H237ZM236 40V42H237ZM243 40V39H242ZM249 40V39H248ZM264 40V39H262ZM262 40H257V41H260L262 42ZM29 41V40H28ZM41 41V42H43ZM47 41V42H46ZM50 41V38L47 40H45V42L43 44H46L49 43ZM120 41V39H119ZM130 41H133V40H130ZM245 41V40H243ZM256 41V42H257ZM15 42V41H14ZM34 42V40H33ZM38 41L36 40V43L33 46L35 45H38L37 43ZM121 42V41H120ZM134 42H136L134 40ZM223 42V43H222ZM234 42V43H236ZM2 43L4 45H2ZM0 43L1 46H3L4 48L6 47L5 43L2 42ZM19 43V42H18ZM21 43V44H22ZM27 43V42H26ZM24 43V44H26ZM32 43V42H31ZM31 43L28 44L29 47H31ZM138 43V42H136ZM228 43V42H227ZM230 43H231V40H230ZM233 43V41H232ZM233 43V45L236 47V45ZM247 42L245 41V44ZM249 43V42H248ZM248 43L246 44V46L248 45ZM16 44V43H15ZM20 44V45H21ZM23 44V45H24ZM139 44V43H138ZM137 44V45H138ZM243 44V43H242ZM253 44V42H252ZM256 44V43H255ZM260 44V43H259ZM259 44H256L258 47H259ZM264 44V43H263ZM14 45V44H12ZM17 45V44H16ZM19 45V44H18ZM17 47L18 49H21L22 47ZM22 45V46H23ZM45 45V46H46ZM50 45V44H49ZM125 45V44H124ZM232 45V47H233ZM244 45V44H243ZM243 45L240 46L241 47V51H243ZM42 46V45H41ZM41 46L39 45L38 48L40 50ZM128 46V45H127ZM133 47V44L131 45ZM139 48L141 47V45L139 44L138 45ZM251 47V44L249 45ZM248 46V47H249ZM254 48H255V45H253ZM256 46V47H257ZM263 46V45H262ZM2 47V48H3ZM15 47V45H14ZM24 47H26L24 45ZM37 47V46H35ZM106 47V46H104ZM103 49H106L104 48ZM121 47V46H120ZM129 47V46H128ZM234 47V48H235ZM239 47V45H238ZM243 47V48H242ZM3 48V49H4ZM27 48V47H26ZM34 48V47H33ZM37 48V49H38ZM50 48V47H49ZM53 48V47H52ZM52 48L51 51L53 50ZM125 48V47H124ZM246 48V47H245ZM253 47H251L252 49ZM7 49V48H5ZM4 49V51H6ZM13 49V47H12ZM11 49V46H10V49L8 50H12ZM37 49H34V50H37ZM122 50H124L123 48H121ZM141 49V48H140ZM238 49L237 53L240 52L239 51V48L236 47V50ZM250 49V48H249ZM248 49V50H249ZM250 49V50H251ZM257 49V48H256ZM262 49V48H261ZM264 49V48H263ZM2 50V49H1ZM7 50V51H8ZM23 49H21L22 51ZM29 50V49H28ZM27 50V51H28ZM33 50V49H32ZM33 50V52H34ZM45 51L48 50V52H51L49 51L48 48H44ZM129 50V49H128ZM132 50V49H131ZM234 50V49H233ZM249 50V51H250ZM253 50V49H252ZM255 50V49H254ZM20 51V52H21ZM24 51V50H23ZM30 51V50H29ZM38 51V50H37ZM42 51H43V47H42ZM40 52L41 54L45 53L47 54L48 52ZM130 51V50H129ZM232 51V49H231ZM230 51V52H231ZM256 51V50H255ZM259 51V49L257 50ZM3 52V51H2ZM9 52V51H8ZM109 52V50H108ZM122 52V51H121ZM125 52V50H124ZM128 52V51H127ZM139 52V50H138ZM140 52V53H142ZM235 52V51H234ZM247 52V50H246ZM262 52V51H261ZM4 53V52H3ZM39 52H36L35 54L37 55V57H42V55L40 54ZM52 53V52H51ZM139 53V54H140ZM143 53V54H144ZM249 53V52H248ZM251 53V51H250ZM6 54V53H5ZM25 54V53H24ZM28 54V53H27ZM26 54V55H27ZM35 54H31L33 56H35ZM43 55L47 58L46 55ZM50 54V53H49ZM48 54V57L50 60V55ZM51 54V55H53ZM135 53H132L131 55H133ZM236 54V53H235ZM257 54V53H256ZM259 54H260V51H259ZM263 54V53H262ZM262 54L260 55V57H263ZM1 55V54H0ZM21 55H22V52H21ZM25 55V56H26ZM253 55V54H252ZM251 55V56H252ZM255 55V54H254ZM264 55V54H263ZM30 56V54H29ZM109 56H112L111 54ZM109 56H105V57H109ZM135 56H141V58L143 59L142 56L144 55H136ZM146 56V55H145ZM5 57V56H4ZM27 57V56H26ZM44 57V58H45ZM126 57L128 58V56H126L125 54V57L123 56V58H125L126 60ZM131 57V56H130ZM129 57V58H130ZM35 58V57H33ZM43 58V59H44ZM110 58V57H109ZM112 58V57H111ZM118 58V57H116ZM138 58V57H137ZM140 58V59H141ZM256 58V57H255ZM259 58V57H258ZM26 59V58H25ZM24 59V60H25ZM31 59V58H30ZM37 59V58H36ZM41 59V58H40ZM107 59V58H106ZM105 59V60H106ZM122 59V58H121ZM141 59V61H142ZM144 59L147 60V57H145ZM149 59H152V58H149ZM154 59V60H156ZM243 59V58H242ZM245 59V58H244ZM1 60V59H0ZM28 60H29V57H28ZM46 61L44 59V63L50 67H52V65L54 64L55 67L57 68L56 64L55 63H51L53 60L51 59V62L50 61ZM118 60V59H117ZM124 60V59H122ZM130 60V59H129ZM128 60V61H129ZM133 60V56H132V59ZM137 60V59H136ZM139 60V59H138ZM255 60H259V59H255ZM264 60V58H263ZM27 61V60H26ZM41 61H43L41 59ZM109 61V60H108ZM113 61H114V58H113ZM112 61V63H113ZM116 61V60H115ZM114 61V62H115ZM119 61V60H118ZM150 61V60H149ZM158 61H156L153 65H155ZM244 61V60H243ZM251 61V60H250ZM260 61H262V58L260 59ZM1 62V61H0ZM13 62V61H12ZM23 62V61H22ZM32 62V61H31ZM31 62H30V65H31ZM56 62V61H54ZM106 62V61H105ZM120 62V61H119ZM117 62V63H119ZM124 62V61H123ZM122 62V63H123ZM154 62V61H153ZM247 62V61H246ZM258 62V61H257ZM2 63V62H1ZM39 63V62H38ZM43 63V62H42ZM43 63V64H44ZM106 63H109V62H106ZM125 63V62H124ZM127 63V62H126ZM132 63V61H131ZM138 63V62H137ZM152 63V62H151ZM244 63V62H242ZM33 64V63H32ZM37 63H35L36 65ZM115 64V63H114ZM113 64V65H114ZM159 64V63H158ZM251 64V63H250ZM253 64V63H252ZM255 64V63H254ZM263 64V63H262ZM35 65L31 66V67H34ZM111 65V64H110ZM128 65V64H127ZM126 65V66H127ZM136 63L134 64L133 63V66H135ZM137 65H140V64H137ZM147 65V64H146ZM146 65H144L145 67H147ZM150 65V64H149ZM148 65V66H149ZM152 65V69L154 68ZM163 65V64H162ZM241 65V64H240ZM244 65V64H242ZM241 65V66H242ZM245 65H247V63H245ZM2 66V65H1ZM0 66V67H1ZM41 66V65H40ZM112 66V65H111ZM115 66V65H114ZM117 66V64H116ZM124 66V65H123ZM131 66V67H133ZM142 66V65H140ZM142 66V67H144ZM157 66H160L157 65ZM29 67V66H28ZM42 67V66H41ZM40 67V68H41ZM54 67V66H53ZM120 67V65L118 66ZM125 67V66H124ZM130 67V66H129ZM131 67H130V70H131ZM151 67V66H150ZM166 67V64L165 66ZM169 67V66H167ZM243 67V66H242ZM246 66H244L245 68ZM247 67H250V66H247ZM246 67V69H247ZM261 67V66H260ZM39 67L37 66V71H39L38 69ZM55 68V69H56ZM111 68V67H110ZM109 68V69H110ZM121 68V67H120ZM244 68L242 69L243 72H244ZM35 69V67L33 68ZM51 69V68H50ZM54 69V68H53ZM113 69L115 70V68L113 67ZM124 69V68H123ZM150 69V68H149ZM148 69V71H149ZM169 69V68H167ZM245 69V70H246ZM249 71L250 68H248ZM247 69V70H248ZM258 69V68H257ZM14 70V69H13ZM28 70V69H27ZM111 70V69H110ZM126 70V69H125ZM141 70V69H140ZM155 70V68H154ZM162 70H163V67H162ZM165 70V69H164ZM233 70V69H232ZM42 71V70H41ZM55 71V70H54ZM124 71V70H123ZM129 71V70H128ZM127 71V72H128ZM132 71V70H131ZM145 71V70H144ZM147 71V72H148ZM151 71V70H150ZM239 71V70H238ZM15 72V71H14ZM40 72V71H39ZM100 73L102 74L101 79H103V81H99L97 80L96 76H97V73ZM114 72V71H113ZM137 72H139V69L137 70ZM142 72V70H141ZM146 72V71H145ZM144 72V73H145ZM234 72V71H233ZM260 72V71H259ZM258 72V73H259ZM264 72V71H263ZM263 72L261 71L260 74H263ZM35 73V71H34ZM57 73V72H56ZM116 73V72H115ZM114 73V74H115ZM124 73V72H123ZM133 73V71L131 72ZM37 74V72L35 73ZM52 74V73H51ZM113 74V73H112ZM120 74V73H119ZM135 74H138L135 72ZM142 74L140 78V80H143L142 78L145 77V75L142 73H139V75ZM146 74V73H145ZM148 74V73H147ZM150 74V72H149ZM154 74V73H153ZM151 74V75H153ZM173 73H171L172 75ZM241 74V72H240ZM244 75V73H242ZM1 75V74H0ZM45 74L43 73V76ZM46 75H48L46 73ZM118 76V72L116 74ZM138 75V76H139ZM166 75H169V74H166ZM15 76V75H14ZM38 76V75H37ZM36 76V77H37ZM56 76V75H55ZM53 76V77H55ZM58 76V75H57ZM111 76V74H110ZM124 76V75H123ZM135 77V75H132V77ZM148 76V75H147ZM155 76V75H154ZM160 76V75H159ZM157 76V78L159 77ZM174 76L172 77L171 76V79L174 78ZM256 76V77H257ZM40 77V75H39ZM38 77V79H39ZM49 77V76H48ZM53 77H51V79H53ZM119 77V76H118ZM131 77V78H132ZM133 77V78H134ZM162 77V76H160ZM164 77V75H163ZM243 77V76H242ZM260 77V78H259ZM59 78V76H58ZM136 78H137V75H136ZM147 78V77H146ZM149 78V77H148ZM154 78V77H152ZM156 78V77H155ZM165 78V77H164ZM168 78V76L166 77ZM165 78V79H166ZM239 78V79H238ZM55 79V78H54ZM123 79V78H121ZM130 79V78H128ZM145 79V78H144ZM41 80V77L40 79ZM61 80V79H60ZM70 80L68 82H70ZM114 80V79H113ZM116 80V79H115ZM119 80V79H118ZM125 80V79H124ZM137 81L138 84L139 82L141 81ZM150 80V79H148ZM147 80V81H148ZM153 80V79H152ZM152 80L150 82H152ZM160 80H163V78H160ZM158 80V81H160ZM174 81H169V82H175V79H172ZM42 81V80H41ZM50 81V80H49ZM52 81V80H51ZM55 81V80H54ZM71 81V84L72 83ZM121 81V80H120ZM132 81V80H131ZM136 81H134L136 83ZM146 81V82H147ZM157 81V82H158ZM167 81V80H166ZM26 82V81H25ZM34 82V81H33ZM60 82V81H59ZM64 81H62L63 83ZM122 82V81H121ZM130 82V81H129ZM145 82V84H146ZM154 82V81H153ZM153 86H155V82L153 83ZM161 82V81H160ZM159 82V83H160ZM36 83V82H35ZM57 83V82H56ZM120 83V82H119ZM132 84V82H130ZM143 83H144V80H143ZM39 84V83H38ZM77 84V83H75ZM82 84V85H83ZM123 83H120V86H122ZM130 84V85H131ZM158 84V83H157ZM162 84V83H161ZM160 84V85H161ZM164 84V82H163ZM243 84L245 87H247L248 91H245L244 90V87L241 85ZM40 85V84H39ZM59 85V84H58ZM65 84H63L64 86ZM70 85V84H69ZM78 85V84H77ZM86 85V86H87ZM119 85V84H118ZM149 85V84H148ZM159 85V86H160ZM171 85V84H170ZM62 86V87H63ZM66 86V85H65ZM85 86V85H84ZM82 86V88L84 87ZM129 86V84H128ZM146 86V85H145ZM151 84H150V88H151ZM152 86V91H153V87ZM162 86V88H163ZM175 86V85H174ZM73 87V86H72ZM76 87V85H75ZM119 87V86H118ZM135 87V86H134ZM139 87H141V85H139ZM148 86V90L150 89ZM157 87V86H155ZM19 88V87H18ZM32 88V87H31ZM70 88V86L68 87ZM79 88V87H78ZM112 88V89H111ZM121 88V87H120ZM127 88V86H126ZM142 88V87H141ZM146 88V87H145ZM160 88V87H159ZM172 88V86H171ZM175 87H173V90ZM84 89V88H83ZM115 90L117 89L116 87L114 88ZM125 89V88H124ZM134 89V88H133ZM156 89V88H155ZM154 89V91H155ZM86 90V89H85ZM143 90H144V86H143ZM147 90V89H146ZM89 91V90H88ZM94 91V90H93ZM122 91V90H121ZM136 91V89H135ZM140 92H142L144 94V92L142 90H139ZM145 91V90H144ZM157 91H159L157 89ZM166 91V94L168 93L167 90ZM92 92V91H91ZM117 92V90H116ZM147 92V91H146ZM146 92H145V95H146ZM149 92V91H148ZM164 92V91H161V93ZM173 92V91H172ZM35 93V92H33ZM80 93V92H78ZM82 93V91H81ZM98 93V92H97ZM96 93V94H97ZM125 93V92H124ZM130 93V92H129ZM132 93V92H131ZM152 93V92H151ZM154 93V92H153ZM157 93V92H156ZM175 93V91L173 92ZM56 94V93H55ZM100 94V93H99ZM99 94H97V96H99ZM110 94V93H109ZM113 96L117 95L115 94V92L112 93ZM115 94V95H114ZM126 94V93H125ZM163 94V93H162ZM161 94V95H162ZM167 94L165 95V92L163 94V96H169L170 95ZM155 96V93L152 94V96ZM158 96H160L159 94H157ZM81 96V95H80ZM85 96V95H84ZM112 96V95H111ZM110 96V97H111ZM127 96V95H126ZM139 96V95H138ZM149 96L148 94L146 95V97ZM151 96V95H150ZM161 96V97H163ZM30 97V96H29ZM58 97V96H57ZM82 97V96H81ZM130 97V96H129ZM132 97V96H131ZM95 97L93 96V99ZM117 98V97H116ZM150 98V97H149ZM149 98L148 101H149ZM159 98V97H158ZM157 98V101L160 99ZM168 98V97H165V99ZM98 99V98H97ZM126 97H124V95L121 94V96L117 98L116 100V105H117V109L118 111H123L125 108H128V105L130 104V106H132L131 103H127V101L125 100ZM137 100H139V98H135ZM153 99V98H152ZM151 99V101H152ZM169 99V98H168ZM130 100V99H129ZM128 102H131L129 101ZM147 101V102H148ZM156 101V104L158 105V102ZM163 101L165 102V104L167 103L165 100H164V97H163ZM61 102V101H60ZM150 102V101H149ZM154 102H155V98H154ZM153 102V103H154ZM162 102V100L160 101ZM159 102V104H160ZM81 103V102H80ZM89 103V102H88ZM136 103V104H138ZM85 104V103H84ZM108 104V103H107ZM135 104V105H136ZM155 104V105H156ZM162 104V103H161ZM66 105V104H65ZM91 105V104H90ZM151 105V103H150ZM156 105V106H157ZM164 105V104H163ZM83 106V105H82ZM88 106V104H87ZM92 106V105H91ZM108 106V105H107ZM90 106H88L89 108ZM139 107V106H138ZM87 108V107H86ZM87 108V109H88ZM96 108V106H95ZM107 107H105L104 109H106ZM110 108V106H109ZM137 108V107H136ZM143 108V110H145ZM157 108V107H156ZM49 109V108H48ZM116 109V110H117ZM134 109V108H133ZM138 109V108H137ZM157 109H160V105H158V108ZM142 110V109H141ZM140 110V112H141ZM161 110V111H162ZM87 111V110H86ZM113 111V110H112ZM136 111V110H135ZM134 111V112H135ZM139 111V110H138ZM147 111V110H146ZM149 111V110H148ZM83 112V111H82ZM93 112V111H92ZM98 112V110L96 111V113ZM102 112V111H101ZM109 112V110H108ZM114 112V111H113ZM88 113V115H87ZM86 115L84 114L85 117H88L89 114L90 116L93 115L92 113H90V111L88 112L87 111ZM96 113L94 112V115H96ZM103 113V112H102ZM106 113V112H105ZM104 113V114H105ZM110 113V112H109ZM111 114V113H110ZM115 114V112H114ZM113 114V115H114ZM119 114V112H118ZM140 114V113H139ZM144 114V113H142ZM100 115V114H99ZM106 115L105 114V118H106ZM124 115V114H122ZM141 115V114H140ZM72 116V115H71ZM81 116V115H80ZM83 115L81 117H83L84 119H87L85 118ZM89 116V117H90ZM97 116V115H96ZM95 116V117H96ZM115 116V115H114ZM113 116V117H114ZM146 116V114H145ZM144 116V117H145ZM62 117V116H61ZM68 117V116H67ZM75 117V116H74ZM94 116L93 117H90L88 118V127L90 126L89 123H91L90 121H93L94 122V119L95 118ZM101 117V116H100ZM103 117V116H102ZM119 117V116H118ZM123 117V116H122ZM135 117V116H134ZM142 116V118H144ZM21 118V117H20ZM65 118V117H64ZM63 118V119H64ZM92 118V119H91ZM109 118V117H108ZM107 118V119H108ZM126 118L127 115H126ZM141 118V117H139ZM24 119V118H23ZM91 119V120H89ZM102 118H98L99 121H101ZM104 119V118H103ZM102 119V121H103ZM105 119V120H107ZM116 119V117H115ZM121 119V118H119ZM125 119V118H124ZM123 119V120H124ZM146 119V118H145ZM82 120V119H81ZM98 120L96 121V123L98 122ZM122 120V122L124 123V121ZM130 120V119H129ZM144 120V119H143ZM66 121V120H65ZM85 121H83V123L85 124ZM108 121V120H107ZM105 121V124L106 122ZM137 121V120H136ZM135 121V122H136ZM142 121V120H141ZM148 120H146L147 122ZM70 121L68 120V123ZM91 123V125H93L94 123ZM104 122V121H103ZM102 122V123H103ZM110 122L111 124V121H108ZM126 122V120H125ZM145 122V121H144ZM145 122V123H146ZM64 123V122H63ZM66 123V122H65ZM114 123H117L114 121ZM144 123V124H145ZM98 126L101 125V122L97 123ZM109 124V123H108ZM113 124V123H112ZM126 124V123H125ZM136 124V123H135ZM141 124V123H140ZM47 125V124H46ZM59 125V124H58ZM56 125V127H59L60 129V125H62L60 123V125L58 126ZM71 125V124H70ZM96 125V124H95ZM121 126V124H119ZM128 125V124H127ZM139 125V124H138ZM154 125V124H153ZM68 126V125H66ZM86 126V125H84ZM97 126V127H98ZM107 126V125H106ZM104 126V127H106ZM114 126V125H112ZM111 126V127H112ZM117 126V125H116ZM119 126V127H120ZM124 126V125H123ZM134 126V124H133ZM142 126V124L140 125V127ZM149 126V125H147ZM146 126V127H147ZM151 126V125H150ZM62 127V126H61ZM70 127V126H69ZM68 127V128H69ZM72 127V125H71ZM92 127V126H91ZM91 127H89L91 129ZM96 126H94V128L96 129L97 128ZM118 127V129H119ZM122 127V126H121ZM188 128V132L186 134V137L185 140L183 138V130L184 128ZM66 128V127H64ZM64 128L60 129L62 130L61 131V134L63 135L64 137V134L65 132H63ZM88 128V129H89ZM93 128V129H94ZM99 129L101 128L98 127ZM134 128V127H133ZM143 128V127H142ZM145 128V127H144ZM57 129V128H56ZM55 129V130H56ZM78 129V127H77ZM87 129V127H86ZM88 129L86 131H88ZM110 129V128H109ZM112 129V128H111ZM117 129V130H118ZM122 130V128H120ZM119 129V130H120ZM127 129H128V126H127ZM137 129H139L137 127ZM141 129V128H140ZM146 129V128H145ZM59 130V131H60ZM80 130V129H79ZM97 130V129H96ZM107 130V129H106ZM130 129H128L127 131L129 132ZM147 130V129H146ZM154 132H153V131ZM187 130V129H186ZM195 130H198L197 131V136H196V139L194 140V142H192V137H190L191 133H193ZM67 131V130H65ZM69 131V130H68ZM68 131L65 133L69 135ZM70 131H73V128L72 130ZM69 131V132H70ZM76 131V130H75ZM91 131V130H90ZM99 131V130H98ZM109 131V130H107ZM112 130H110L108 133L110 135V132ZM115 131V130H114ZM135 131V130H134ZM143 131V130H142ZM148 131H149V128H148ZM56 132V131H55ZM57 132H58V129H57ZM57 132L55 134H57ZM133 132V130L131 131ZM144 132V131H143ZM60 133V132H58ZM88 133V132H86ZM107 133V132H106ZM107 133V134H108ZM130 133V132H129ZM136 133V132H135ZM133 133V134H135ZM4 134V133H3ZM94 134V133H93ZM96 134V133H95ZM114 134V133H113ZM2 135V134H1ZM59 135V136H57ZM56 136L59 137V138H62V135L60 137V134H57ZM89 135V134H88ZM92 135V133L90 134ZM118 135V134H117ZM146 135V134H145ZM144 135V136H145ZM5 136V134H4ZM70 136H71V132H70ZM87 137V135H85ZM93 136V135H92ZM95 136V135H94ZM93 136V137H94ZM116 136V134H115ZM114 136V137H115ZM119 136H120V133H119ZM69 137V136H68ZM72 137V136H71ZM70 137V138H71ZM91 137V136H90ZM112 137V140H115L113 139V136ZM118 137V136H117ZM116 137V138H117ZM134 138L136 136H133ZM141 137V136H140ZM69 138V140H71ZM74 138V137H73ZM145 138V137H144ZM1 139V138H0ZM64 139V138H63ZM137 139V137H136ZM4 140V139H3ZM73 140V139H72ZM117 140V139H116ZM141 140V139H140ZM2 141V140H0ZM64 141V140H62ZM68 141V140H66ZM65 141V142H66ZM75 140H73L74 142ZM107 141V140H106ZM133 141V140H132ZM139 141V140H138ZM145 141H148L147 139ZM7 142V140H6ZM58 142V141H57ZM61 142V141H60ZM69 142V141H68ZM71 142V141H70ZM72 142V143H73ZM76 142V141H75ZM81 142V141H80ZM114 142V141H113ZM120 142V141H119ZM124 141H122V144H123ZM135 142V141H134ZM52 143V142H51ZM64 143V142H63ZM72 148L74 146V144H72ZM103 143V142H102ZM138 143V142H137ZM140 143V142H139ZM142 143V142H141ZM65 144H68L70 145L69 143H65ZM64 144V145H65ZM136 144V143H135ZM144 146V143H142ZM52 145V144H51ZM61 145H62V142H61ZM63 145V146H64ZM70 145V146H71ZM76 146H78L77 144H75ZM86 145V144H84ZM119 145V144H118ZM123 145V146H124ZM2 146V145H1ZM82 146V145H81ZM62 147V146H61ZM80 147V145H79ZM115 145H114V149H115ZM139 147V146H138ZM66 150L67 151V147L65 146ZM76 148V147H75ZM78 148V147H77ZM117 148V147H116ZM183 148V150H182ZM3 149V147H2ZM118 149V148H117ZM116 149V150H117ZM26 151V149H24ZM24 150L22 149V151L24 152ZM69 147H68V153L70 152L69 151ZM113 150V149H112ZM115 150L116 154H117V151ZM65 151V152H66ZM72 151V150H71ZM89 151V150H88ZM4 151H2L3 153ZM23 152L21 153L23 155ZM62 152V151H61ZM75 152V151H74ZM119 152V151H118ZM122 152V151H120ZM176 152L178 154H176ZM182 152V153H181ZM2 153L0 155H2ZM28 153V152H27ZM26 153V154H27ZM67 153V152H66ZM72 153V152H71ZM78 153V151H77ZM73 153L71 155H73L72 158H74L76 161L78 160L80 162V164L83 166V165H87L88 164V158L86 155H83L81 153ZM90 153V152H89ZM146 153V154H147ZM180 153L182 155V161H183V166H184V169H183V173L185 174V185L182 187L177 184V183H173L172 186L170 187L168 184L166 183H162L160 181H157V190L156 191H148L144 188V183L142 182V175L145 173H148L151 169V162H155V163H160V164H163L165 165L167 161L171 160L170 158H176L177 155L180 156ZM24 154V155H26ZM63 154V152H62ZM70 154V153H69ZM68 154V155H69ZM119 154V153H118ZM122 154V153H121ZM124 154V153H123ZM127 154H126V160L129 161V159H127ZM23 155V156H24ZM66 155V156H65ZM65 155H62V156H65L66 158L68 157L67 154ZM71 155L70 158H71ZM111 155V154H110ZM27 156V155H26ZM61 156V155H60ZM62 156H61V160H62ZM104 156V155H103ZM119 156V155H118ZM123 156V155H122ZM5 157V156H3ZM30 157V155L28 154L27 158ZM54 157V156H53ZM112 157V156H111ZM117 157V156H116ZM0 158H2L0 156ZM24 158V157H23ZM26 158V159H27ZM56 158V157H55ZM110 158V157H109ZM119 159V157H117ZM116 158V159H117ZM29 159V158H28ZM57 159V158H56ZM65 158L63 157V160ZM113 160H116L114 157H112ZM117 159V161H118ZM54 160V159H53ZM60 160V161H61ZM112 162H117V161H113ZM176 160L178 161L179 159L176 158ZM1 161V159H0ZM29 161V160H28ZM70 161V160H69ZM180 161V160H179ZM5 163V161H2V163ZM27 162V160L25 161ZM24 162V164H25ZM66 162V161H65ZM78 162V163H79ZM125 162V161H124ZM181 162V161H180ZM20 163V162H19ZM56 163V162H55ZM64 163V162H63ZM126 163V162H125ZM67 164V163H66ZM107 164V163H106ZM115 164V163H114ZM128 164V162H127ZM173 164H175V162H173ZM5 165V164H2V166ZM23 165V164H22ZM56 165V164H55ZM59 163L56 165V167H58ZM92 165V164H90ZM122 166V164H120ZM132 165V163H131ZM168 165V164H167ZM166 165V166H167ZM31 166V165H30ZM34 166V165H33ZM60 168H61V165H59ZM94 166V165H93ZM92 166V167H93ZM107 166V165H106ZM169 166V165H168ZM167 166V168H168ZM6 167V166H5ZM20 167V166H19ZM54 167V168H56ZM63 167V166H62ZM67 165H65V169H66ZM89 167V166H88ZM130 167L129 165L127 166V168ZM132 166L130 168H133ZM165 167V166H164ZM28 168V166H27ZM26 168V169H27ZM34 168V167H33ZM38 168V167H37ZM64 168V167H63ZM114 168V166H113ZM160 168V167H159ZM187 168L190 170V172L187 170ZM24 169V168H23ZM58 169V168H57ZM55 170V172L57 171L58 174L61 173V171L59 172L58 170ZM95 169V168H94ZM174 169V168H173ZM25 170V169H24ZM23 170V171H24ZM54 170V169H53ZM64 170V169H63ZM114 170V169H112ZM70 171V169H69ZM158 171V170H157ZM163 171V170H162ZM165 171V170H164ZM176 171V170H175ZM40 172V171H39ZM54 172V173H55ZM94 172V171H93ZM35 173V176H36V172ZM33 173V174H34ZM57 174V175H58ZM71 175V173H69ZM129 174V173H128ZM40 175V174H39ZM69 175V176H70ZM112 175L114 176V174L112 173ZM159 175V174H158ZM66 176V175H65ZM68 176V175H67ZM66 176V177H67ZM95 176L97 178L98 181H102L103 179L107 180L109 179V172L108 170L105 172V174H101L100 172H97V174L95 173ZM166 176V175H165ZM26 177V176H25ZM64 177V176H63ZM144 177V176H143ZM17 178V177H16ZM56 178V177H55ZM123 178V177H122ZM35 179V178H34ZM69 179V178H68ZM71 179V178H70ZM73 179V178H72ZM78 179V178H77ZM111 179V178H110ZM109 179V180H110ZM146 179V178H145ZM161 179V178H160ZM32 180V179H31ZM66 180V178L64 179ZM125 180V179H124ZM60 181V180H59ZM62 181V180H61ZM71 183H72V180H70ZM111 181V180H110ZM109 181V183H110ZM129 181V180H128ZM33 182V181H32ZM75 182V181H73ZM103 182V181H102ZM125 182V181H124ZM147 182V181H146ZM36 183V181H35ZM42 183V182H41ZM40 183V184H41ZM70 183V184H71ZM77 183V181L75 182ZM34 184V183H33ZM64 184V183H62ZM61 184V185H62ZM97 184V183H96ZM102 184V183H101ZM113 184V182H112ZM73 185H75V187H77L76 184L73 183ZM73 185H70L72 186V190L71 188L70 189V192L71 191H74L73 190L75 187H73ZM104 185V184H102ZM107 185V184H106ZM42 186V185H41ZM63 186H66V185H63ZM68 187H70L69 185H67ZM110 186V185H109ZM108 186V187H109ZM114 186V185H113ZM31 187V186H30ZM34 187V186H33ZM37 187V186H36ZM107 187V188H108ZM87 188V187H86ZM100 188V187H98ZM97 188V190H98ZM102 188L104 189V186H102ZM106 188V187H105ZM112 188V187H111ZM115 188V187H114ZM112 188V189H114ZM32 189V188H31ZM65 189V187H64ZM101 191V193H103L104 191ZM110 189V187H109ZM111 189V190H112ZM38 190V189H37ZM67 190V188H66ZM80 191H82L81 189H79ZM96 190V189H95ZM94 189H92V191L95 192ZM105 190V189H104ZM109 190V191H111ZM78 191V189H77ZM75 192V193H79L78 192ZM107 191V192H109ZM114 191V190H113ZM112 191V193H114ZM172 191V192H171ZM209 192V194L207 195L206 192ZM31 193V191H29ZM69 192V194H70ZM75 193H72L75 194ZM97 193V191H96ZM99 192V194H101ZM111 193V194H112ZM27 194V193H26ZM32 194V193H31ZM37 194V193H35ZM68 194V195H69ZM98 194V193H97ZM97 194H95L97 196ZM106 193H104L105 195ZM109 194V193H108ZM121 194V195H120ZM83 195V194H82ZM85 195V194H84ZM89 195V192H87V195H85L86 197ZM90 195H92V192L90 193ZM107 195V194H106ZM105 195V196H106ZM114 195V194H113ZM180 195V194H179ZM78 196V195H77ZM79 196H80V193H79ZM78 196V197H79ZM103 196V195H102ZM109 196V195H108ZM106 199H108L111 196H109ZM116 196V195H114ZM32 197H33V194H32ZM74 197V195H73ZM77 197V198H78ZM84 197V196H83ZM92 197V196H91ZM101 197V196H100ZM104 197V196H103ZM76 198V195L75 197ZM80 198V201H81V198L82 197H79ZM89 196H88V200H89ZM98 198V197H97ZM50 199V198H49ZM94 200V197L92 198ZM92 199L90 198L89 201H92ZM102 199V198H101ZM109 199V200H110ZM113 199H115V197H113ZM138 199V198H137ZM35 200V199H34ZM72 200V199H71ZM86 201L87 198H83L82 201ZM79 201V199H78ZM88 201V203H89ZM101 201V200H99ZM106 200L104 199V202ZM112 201V200H111ZM116 201V202H117ZM169 201V203H168ZM34 202V201H32ZM73 202V201H72ZM87 202V201H86ZM103 202V203H104ZM106 202H109L110 201H106ZM115 202V200H114ZM115 202V203H116ZM80 203V202H79ZM93 201L91 202V205H92ZM95 204H99L97 203V201H94ZM93 203V204H94ZM113 203V202H112ZM133 203V202H132ZM138 202H136L135 204H137ZM53 204V203H52ZM52 204H50L52 206ZM87 206V203H84ZM102 203H100L99 205L101 206ZM118 204H115V205H118ZM191 204V203H190ZM44 205V204H43ZM48 205V203H47ZM48 205V206H50ZM74 205H77V200L76 202L74 203ZM82 205V203H81ZM108 205V203L106 204ZM114 205V203H113ZM111 205V207L113 206ZM189 205V203H188ZM54 206L55 203H54ZM84 206V205H83ZM90 206V205H89ZM100 207L98 205H95L94 207ZM104 206V205H102ZM46 207V206H45ZM91 207V206H90ZM111 207H108L111 208ZM134 207V206H133ZM170 207H173V209L171 210ZM189 206H187V209H188ZM192 207V206H191ZM189 207V208H191ZM218 207L219 209H221V211H223L222 214H224V216H226V219H224L222 216H220L219 214L217 216L214 215V212L217 211V208ZM262 207V208H261ZM50 208V207H49ZM52 208H56V207H51V211H52ZM85 209V207H83ZM96 208V209H97ZM102 207H100V210L102 212ZM106 208V206H105ZM113 208V210H114ZM141 208V207H140ZM146 210L148 211V208L145 207ZM144 208V209H145ZM195 208V207H194ZM215 208V210H214ZM107 209V208H106ZM112 209V208H111ZM149 209H151L149 207ZM153 209V208H152ZM218 209V210H219ZM18 210V209H17ZM57 210V209H56ZM110 210V209H109ZM133 210H135V208H132L130 210H128L127 208V211L131 213V211L133 212ZM139 210V209H138ZM137 209L135 210L138 211ZM143 210V209H141ZM146 210H143V211H146ZM156 210H153V212H155ZM192 210V209H190ZM115 211V210H114ZM142 211V212H143ZM185 211V209H184ZM195 211V210H194ZM199 211V210H198ZM220 211V210H219ZM218 211V212H219ZM19 212V211H18ZM50 212V211H49ZM53 212V211H52ZM54 212H56L54 210ZM90 212V210H89ZM97 212H100L99 209L97 210ZM111 212V211H109ZM140 212V215L139 217L141 216V211ZM149 212V211H148ZM157 212H156V215H157ZM190 211H187V214L185 215L186 217L189 218V213ZM197 212V211H196ZM195 212V213H196ZM113 213V212H112ZM129 213V215H130ZM138 213V212H137ZM136 213V214H137ZM145 213V212H144ZM143 213V214H144ZM152 213V212H151ZM149 213V215L147 214V216H151L153 214ZM191 214H194L193 210L190 212ZM221 213V212H219ZM54 214V213H53ZM56 214V213H55ZM84 214V213H83ZM87 214V213H86ZM90 214V213H89ZM109 214V213H108ZM124 214V213H123ZM184 214V213H183ZM199 214V213H197ZM19 215V213H18ZM57 215V214H56ZM96 215V214H95ZM102 216V214H100ZM104 215V214H103ZM106 215V214H105ZM155 215V214H154ZM153 215V217H154ZM202 215V214H201ZM86 216V215H85ZM123 216V215H122ZM125 216H127L126 214H124L122 218H124ZM144 216V215H143ZM146 216V215H145ZM198 216V215H197ZM200 216V214H199ZM220 218H219V217ZM52 217V216H51ZM88 217V216H87ZM86 217V218H87ZM106 217V216H105ZM104 217V218H105ZM114 217V216H113ZM135 217V215H134ZM142 217V216H141ZM152 217V216H151ZM185 219L187 220L188 218ZM191 217V216H190ZM222 217V218H221ZM104 218L102 219L103 221H106L104 220ZM108 218V217H107ZM130 218H131V215H130ZM138 218V217H137ZM208 218L210 219L208 221ZM59 219V217H58ZM91 219V217L89 218ZM93 219V220H92ZM92 223L94 221V218L92 217ZM101 219V218H100ZM99 219V220H100ZM117 219V218H115ZM125 219V218H124ZM122 219V220H124ZM127 219H129V217H127ZM136 219V218H134ZM143 219V217L141 218ZM155 219V218H153ZM151 219V221L153 220ZM185 219H183V221L185 222ZM88 220V219H87ZM90 220V221H91ZM137 220V219H136ZM140 220V219H138ZM146 220V218H145ZM148 220V219H147ZM194 220V219H192ZM198 220V219H197ZM203 220V223H204V219ZM108 221V220H107ZM102 222V223H108V222ZM110 221H112L110 219ZM109 221V223H110ZM114 221V220H113ZM112 221V222H113ZM121 221V220H120ZM149 221V220H148ZM195 221V220H194ZM200 221V219H199ZM84 222H85V219H84ZM87 222V221H86ZM97 223V220L95 221ZM94 222V223H95ZM123 222V221H122ZM124 222H127V221H124ZM59 223V222H58ZM74 223V222H73ZM100 223V222H99ZM187 223V221L185 222V224ZM200 225L201 222H199ZM198 223V224H199ZM101 224V223H100ZM99 224V227H102L105 229V227H108V226H100ZM103 224V225H104ZM154 223H151V225H153ZM184 224V225H185ZM190 224V223H189ZM210 224V223H209ZM217 224V223H216ZM37 225H39L37 223ZM45 225V224H43ZM71 225V224H70ZM74 225V224H73ZM76 225V223H75ZM86 225V224H85ZM97 225V224H96ZM110 225V224H109ZM117 225V224H116ZM124 225V224H123ZM187 226V224H186ZM197 226V225H196ZM207 226V224H206ZM209 226V225H208ZM215 226V224H214ZM219 226V225H218ZM259 226V227H258ZM39 227V226H38ZM79 227V226H78ZM94 227V226H93ZM98 227V228H99ZM116 235H117V232L119 233L120 232V228L122 227L121 224H120V228H118L117 226H114V223L112 224V226ZM201 227V226H200ZM212 227V226H211ZM216 227V226H215ZM223 227V226H222ZM263 227V226H262ZM24 228V227H23ZM57 228V227H56ZM205 231V227H202ZM208 227H206L207 229ZM225 228H228V227H225ZM46 230V228H44ZM76 229H80V228H76ZM86 229V227H85ZM101 229L99 228L100 230V233L103 232L104 229ZM123 229V227H122ZM154 229V228H153ZM201 229V228H200ZM202 229V230H203ZM211 229V228H210ZM213 229V228H212ZM220 229V228H219ZM61 230V229H60ZM64 230V229H63ZM70 230V229H69ZM72 230V229H71ZM98 230V231H99ZM209 230V229H208ZM207 230V232H209ZM216 229H214L215 231ZM223 230V229H222ZM221 230V231H222ZM263 230V229H262ZM84 231V230H83ZM88 231V230H87ZM91 231V230H90ZM94 232H96L95 230H93ZM97 231V232H98ZM122 231V230H121ZM152 231V230H151ZM154 231V230H153ZM220 231V232H221ZM44 232V231H43ZM49 232V231H48ZM68 232V231H67ZM82 232V231H80ZM105 232V231H104ZM107 232V231H106ZM125 232L126 234V231H123V233ZM159 232V231H158ZM217 232V231H216ZM219 232V234H220ZM260 232V230H259ZM87 233V232H86ZM89 233V232H88ZM87 233V234H88ZM152 233V232H151ZM199 233V234H198ZM211 233V232H210ZM223 233V231H222ZM230 233V232H229ZM257 233V232H255ZM34 234V233H32ZM31 234V236H32ZM45 234V232H44ZM82 234V233H81ZM97 234V233H96ZM106 234V233H104ZM104 234H101V235H104ZM114 234V233H113ZM147 234V235H148ZM159 234V235H158ZM175 235V233H173ZM217 234V235H219ZM262 234V233H261ZM90 235V234H89ZM95 235V234H92V236ZM100 235V236H101ZM108 235L109 237V234H106ZM105 235V236H106ZM112 235V234H111ZM110 235V236H111ZM131 235V234H130ZM135 235V234H134ZM152 235V234H151ZM157 235V236H156ZM172 235V236H174ZM210 235V234H209ZM212 235V234H211ZM221 235V234H220ZM218 236L221 238V236ZM224 235V234H223ZM48 236V235H47ZM91 236V237H92ZM100 236H97V238ZM124 235H121L120 237H122ZM136 236V237H137ZM156 236V237H155ZM213 236V235H212ZM260 236V235H259ZM37 237V235H36ZM49 237V236H48ZM51 237V236H50ZM77 237V236H76ZM102 237L104 236H101V239ZM113 239L114 237L111 236ZM119 237V238H120ZM125 237V236H124ZM128 237V236H127ZM207 237V236H206ZM205 237V238H206ZM209 237V236H208ZM207 237V238H208ZM34 238V237H33ZM47 238V237H46ZM94 238V236L92 237ZM96 238V239H97ZM98 238V239H99ZM106 238V237H105ZM103 238V239H105ZM118 238V237H117ZM123 238V237H122ZM140 238H137L140 240ZM174 238V237H173ZM210 238L212 237H209L208 240H210ZM216 238V236H215ZM223 238V237H222ZM95 239V238H94ZM93 239V240H94ZM95 239V241H97ZM100 239V240H101ZM107 239V238H106ZM106 239L104 241H106ZM178 239V238H177ZM227 239V238H226ZM229 239V238H228ZM37 241H39L38 239H35ZM46 240V239H45ZM48 240V239H47ZM92 240V241H93ZM110 240V239H109ZM108 240V241H109ZM119 241L121 240L118 239ZM124 240H126V242L128 241L126 238L123 239V242H121V244L119 245L120 247H122L123 249H127L128 251L130 252H127L126 255L128 253H130L131 255L129 256H133V254L135 253L136 251V248H134L133 245L130 246V243L129 245H126L124 243ZM130 240V238H129ZM180 240V239H179ZM223 240V239H221ZM230 240V239H229ZM43 241V239H42ZM91 241V240H90ZM108 241L106 242V244L108 243ZM118 241V242H119ZM131 241V240H130ZM217 241V240H215ZM260 241V240H259ZM45 242V241H44ZM51 242V241H50ZM117 242V240H116ZM119 242V243H120ZM133 241L131 242L132 244H135ZM173 242V241H172ZM179 242V241H178ZM182 242V241H181ZM227 242V241H226ZM262 242V241H261ZM260 242V244H261ZM49 243V242H48ZM94 244V242H92ZM91 243V244H92ZM98 243V242H97ZM104 243V242H103ZM176 242H174V244H176ZM219 243V242H218ZM224 243V241H223ZM40 244V242H39ZM44 244V243H43ZM42 244V245H43ZM52 244V243H51ZM50 244V245H51ZM117 244V243H115ZM115 244L113 245V247H115ZM137 244V243H136ZM178 244V243H177ZM176 244V245H177ZM181 244V243H180ZM179 244V245H180ZM208 244V243H207ZM206 244V245H207ZM216 244V243H215ZM215 244H211L213 247ZM221 244V243H220ZM228 244V243H226ZM238 244V243H237ZM99 245V244H98ZM105 245V244H104ZM102 245V246H104ZM175 245V246H176ZM209 245V244H208ZM210 245V246H211ZM223 245V244H222ZM44 246V245H43ZM95 246V245H94ZM97 246V245H96ZM182 246V244H181ZM185 246V245H184ZM182 246V247H184ZM209 246V247H210ZM228 246V245H227ZM232 246H235V245H232ZM237 246V245H236ZM235 246V247H236ZM241 246V245H240ZM239 246V247H240ZM45 247V246H44ZM51 247V246H49ZM80 247V246H79ZM84 247V245H83ZM88 247V246H86ZM90 247V246H89ZM98 249H99V246H97ZM96 247V248H97ZM119 247V248H120ZM177 247V246H176ZM179 247V246H178ZM196 247L198 248L196 251V255L197 257L195 258V253L193 255L192 253V257H190L191 253L190 251H192V249ZM207 248V246H205ZM216 247H217V244H216ZM46 248V247H45ZM101 248V247H100ZM104 248V247H103ZM105 248L106 245H105ZM117 248V247H116ZM115 248V249H116ZM119 248L117 249V251L119 250ZM218 248V247H217ZM219 248H220V245H219ZM227 248V247H226ZM225 248V249H226ZM230 248V246H229ZM234 247H232L233 249ZM237 248V247H236ZM79 249V248H78ZM114 249V248H113ZM122 249V250H123ZM149 249V250H150ZM176 249V248H175ZM209 249V248H208ZM210 249L212 250L213 248L210 247ZM209 249V250H210ZM214 249L216 250V248L214 247ZM230 249V250H232ZM90 250V249H89ZM94 250V249H93ZM101 250V249H99ZM106 250V249H104ZM104 250L102 249V252H104ZM126 250V251H127ZM141 250V249H140ZM139 250V251H140ZM144 250V249H143ZM210 250V251H211ZM223 250H224V247H223ZM228 250V249H227ZM235 250V249H234ZM233 250V252H234ZM51 251V250H50ZM79 251V250H78ZM91 251V250H90ZM115 251V253L117 252ZM142 251V250H141ZM201 251V250H200ZM208 251V250H207ZM238 252V249L235 250V252ZM244 251V250H243ZM81 252V251H80ZM93 252V251H92ZM91 252V253H92ZM95 252V250H94ZM110 252V251H109ZM114 252V251H113ZM111 253V256L112 254L115 255L114 253ZM119 252V251H118ZM125 251H123L124 253ZM132 252H134L132 254ZM152 252V251H151ZM163 252V254H165ZM173 252V251H172ZM176 251H174L173 253H175ZM192 252H195L194 250ZM204 252V251H203ZM216 252V251H215ZM218 252V251H217ZM216 252V254H217ZM226 252V251H225ZM228 252V251H227ZM241 252V251H240ZM239 252V253H240ZM83 253V252H82ZM137 253V252H136ZM145 253V252H144ZM148 253V251H147ZM159 253H162V252H159ZM177 253H180L179 251ZM210 252H208V255H209ZM212 253V252H211ZM220 253V252H218ZM238 253V254H239ZM101 254V252H100ZM99 254V255H100ZM117 254V253H116ZM120 255L122 254L121 252L119 253ZM141 256H142V253H139ZM149 254V253H148ZM152 254V253H151ZM184 254V255H183ZM214 254V253H213ZM57 255V254H56ZM96 255V254H95ZM94 255V256H95ZM97 255H98V252H97ZM96 255V256H97ZM102 255V254H101ZM118 255V254H117ZM136 255V254H135ZM147 254L145 253L144 256H146ZM176 255V253L174 254ZM201 255V254H200ZM205 255V254H204ZM207 255V254H206ZM205 255V256H206ZM207 255V256H208ZM219 255V254H218ZM217 255V257H218ZM237 255V254H236ZM58 256V255H57ZM128 256V255H127ZM137 256V255H136ZM166 256V255H164ZM169 256V255H168ZM167 256V257H168ZM189 256V257H188ZM222 256V253H220V257ZM238 256V255H237ZM239 256H241L239 254ZM243 256V257H244ZM89 257V256H88ZM109 257V256H107ZM114 257V256H113ZM111 257V258H113ZM121 257V256H119ZM118 257V258H119ZM123 257V256H122ZM131 257L130 258H127L130 259L128 260L129 262L133 259ZM149 259H150V256L148 255ZM159 257V256H158ZM163 257V256H162ZM161 257V258H162ZM209 257V256H208ZM225 257V256H224ZM231 257V256H230ZM242 257V258H243ZM116 258V257H115ZM117 258V259H118ZM138 258V256H137ZM135 258V259H137ZM141 259H143L142 257H139ZM145 258V257H144ZM160 258V257H159ZM164 258V257H163ZM170 258V257H169ZM169 258H165V259H169ZM222 258V257H221ZM226 258V257H225ZM97 259V258H96ZM125 259H126V256H125ZM124 259V260H125ZM134 259V260H135ZM148 258L146 257L145 259H143V261L145 260L147 262ZM153 259V258H152ZM158 259V258H157ZM201 259V258H200ZM224 259V258H223ZM222 259V260H223ZM232 259V258H231ZM230 259V260H231ZM123 260V261H124ZM126 260V261H127ZM154 260V259H153ZM222 260L220 262H222ZM229 260V261H230ZM246 260V259H244ZM87 262V260H85ZM98 261V260H97ZM111 261V260H110ZM120 261V260H119ZM127 261V262H128ZM138 261H142V260H138ZM149 261V260H148ZM158 261H160V259H158ZM202 261V259H201ZM206 261V260H205ZM211 261V260H209ZM212 261H215V260H212ZM219 261V260H218ZM217 261V262H218ZM128 262V263H129ZM137 262V261H136ZM150 262V261H149ZM146 263V264H149ZM216 262V263H217ZM232 262V261H231ZM235 262V261H234ZM246 262V261H245ZM120 263V262H119ZM133 263V262H131ZM135 263V261H134ZM142 263V262H140ZM204 263V261H203ZM208 263V262H206ZM215 263V262H214ZM224 263V262H223ZM221 263V264H223ZM227 263V262H225ZM224 263V264H225ZM249 263V262H248ZM144 264V263H143ZM196 264V262H195ZM211 264V263H210Z\"/></svg>",
  "mask_w": 264,
  "mask_h": 264
}]
</instances>
